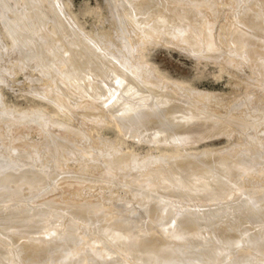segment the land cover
Here are the masks:
<instances>
[{"label": "rangeland", "instance_id": "rangeland-1", "mask_svg": "<svg viewBox=\"0 0 264 264\" xmlns=\"http://www.w3.org/2000/svg\"><path fill=\"white\" fill-rule=\"evenodd\" d=\"M205 1L206 0L200 2V5L198 7V9L201 8V9H199V14L198 15H199V18H200V20H199L200 23L203 24V26H202V24H200V26H202V28H203L201 30V34L203 35L202 36L203 38H201V35L198 36L199 37V38H197L198 40H195L196 42L193 41L194 43H192V40L186 35V30L185 29H187L189 27L188 24L187 23H184L185 21H182L180 18H176V19L174 18L173 19L174 16L171 15L170 14V11H168L167 9L163 10V12H162V10L161 11L159 10V11L162 12V15H165V14L167 15L168 14L167 16L165 15L164 17L170 16L168 18H171L173 21L171 19H169V20H171V22H175V23H171L170 22V25H169V28L168 29H170L171 26H172L173 27L172 31H171V29H170L169 32L168 31H163L162 29L161 30H158L157 29L159 31L158 32V31H156V29L154 30L153 28H151L153 31L152 30H146L145 27L146 26L147 27H150L152 25V21H150V20H152V18L154 17V15L156 16L158 14L157 11H158V8H160L157 5H156V7H158V8L154 7L155 4H152V2H150L151 4H148V3L145 4L144 3V7H146V5L148 7V8L146 7L147 9H149V7H150L151 9H149V10L151 12L154 9L157 10V11L154 10V12H152V13H155V11H156L157 14L155 13L153 16L151 15V19L150 18L149 19L147 18V17H149L148 14L149 13L151 14V12H148L146 10L147 13H148L147 14L146 11H144L145 8L143 9V6L141 4L142 8H140V9H143V10L142 11L140 9L137 10V11H139V14H138L139 17H137V18L135 16H137V13L138 12L135 15V14H130L127 9H121L120 11H115V12L112 10L113 11L112 13L113 14H116L115 15L116 18L119 17V19H120V15L119 14L121 13V20L122 21H118L119 19L113 18V20H117V21H114L113 22L114 24L111 22L113 20H110L111 17L109 18L110 15L111 16H114V15L111 13V9L108 7V4L104 0H57V1H55L53 3V4H55L56 2H59L58 4H60V5H57V4L56 5L59 8L62 6L61 7V11L58 10L59 11V12L57 11L58 14L57 13H55V14L56 15H59L60 12H62L63 15L66 18L65 20L66 21L69 20V21H67V23L69 22V25H67V24H65L66 23L65 20L62 21V18H64L63 16L61 18L62 23L60 22V18L59 17H61V14L59 16H57L59 18V19L57 18L59 22L55 19L56 17L55 18L53 17V19L56 20L55 22L65 25L63 27H64V30H66L67 33H69V34L72 33L70 36H68L69 38L70 37H73L72 35L75 32H76L75 34L77 35L78 32L80 33V30H81V33L83 32L82 36L84 34L87 35L86 38H85V40H88L87 38H89V37L91 38V39L90 38L89 39L91 41L93 40V42H95V43H96V41L94 39L97 40V43L96 44L99 46V48H102L103 50H105V51H103L101 49L100 52L101 51L102 52H105V54H107V55H108V53H111V55H112V53L115 52L113 54V57H116L117 56L116 59L117 58L120 59V60L117 59L119 62H123V63L124 62L125 63L127 62L128 65H127V63H126V65L127 66L130 65L129 66L130 68L133 66V70H132L133 72H135V71L138 72L140 70V74L142 76L141 75L139 76V72H138V74H136V72H135L133 78H135L136 75H137V77H141V79L142 80H145V81H141V79L138 80V81L137 80H135V81L129 80L128 82L130 83L131 86L128 83H126V85L128 84L129 88L131 87L130 89H131L132 92H134L136 90L135 92L138 91L137 92V95H138L139 91L141 92V89H143V87H147V88H144L143 89L146 92L148 90V86L151 84L152 86L154 85L157 88V91L154 92V89L152 91L150 89L155 88V87H150L149 86L150 87V89H149L150 92H153V93H150V92L149 93L150 94H154L155 95V96L153 95L154 97H157V95H159L158 90L160 91V93H163V92H161L162 91L161 89H163V88H166L167 89V90L166 89H163V91L165 92V90H166L167 93L165 92L164 95L161 94L159 96L162 97V95L165 96L167 94L166 96H169L170 97V95H171V97H172V94H173V98L175 97V99H171V97L170 98L169 97L167 98L166 96H165L166 97L165 99H164V97H162L163 99L160 98V100L161 99H162V101L163 100L164 101L167 100L170 103H168L167 101H165V102L163 101L164 103H161L162 101H160L161 104H159V102L156 103L157 105L160 106V108L157 107L156 104H154V106H156V108L159 110V111H156L155 110L156 108L154 107V110H155V112H154L152 110L150 111V106L151 105L153 106V104L149 105V107H148V103L149 102L146 104L147 100L150 99V98H152V95H148L146 93H143L144 91L142 90V92L138 96L134 92L135 97L137 99L136 100L135 97H134V99L137 101L136 102V105L137 106L135 105L137 108L136 107H131L130 108V107H128V105L126 103V100H123V99H126V97L125 98H122V94H123V96L127 94L126 96H127L128 101H129V99L131 100V98H130L131 95L130 94H132V92L130 91L129 88H126L128 86L125 87V89H127V90H124L123 89V91H125V92L122 93L123 92L122 91V87L123 86H120L119 85L120 82H117V80L114 81L115 80V76H113L112 71L108 74V72L104 70L107 73L105 75L106 76V79L109 78L108 75H110V76L112 75L113 78H114V80H113V78L111 79V77H110L109 82H110V80H111V82L109 84L107 82L108 79L106 81L104 75H102L103 73L105 74V72L100 73L101 74L100 77L103 76L104 78L102 77V79L105 80V82H103V80L101 78H99L98 74H97V76H98L97 77L96 74L93 73L94 74V77L95 78H98V81H95L93 79L94 78L93 75H92V79L91 78L90 79L93 80V82H95V85H96L97 82H101L103 84V86H104V87L102 86L103 87L102 88L103 92H104V90L108 92V93L105 92L104 95L105 94L109 95L111 93H114V89L113 88L116 87L117 85H115V84L118 83V85L121 87V91L118 88L119 86L116 87V90H119L122 94L120 92L115 91L116 93H120V95H119L120 97L118 98L117 97L118 95H116V93H114V95H112V96H115L116 95V97L118 98L117 99L118 101H121L122 100V101H124V103H126V104H123V102H121L122 106L121 105L120 106L122 107V109H126V108H124L126 105L129 108V112H130V109H132V108H133V110H134V108L137 109V110L131 111L128 114V116H127L128 108L126 109L127 111L125 110L126 112L125 111L123 112V114L126 113V115L124 114V116L122 115V113L120 114V111H121V108L120 107H118L119 110H117V107L116 106H119L118 104H120V102L115 101L116 97H114V100L111 99L112 102H113V105L116 104V106L114 105L115 107L113 106L115 108L114 109V108H110V106L112 105V103L110 102V99H109L111 97V95H110V97L106 95L107 99H109V100H106V98L104 99L102 97V94H101V97L102 98H99L100 97V94L97 97V95H98L97 93L96 94L93 93V94L96 95V97H95V95H91V93H88L89 96L91 95L90 98L89 97H86V98H83V99L81 98L80 100L78 99L76 101L75 100H72L69 103V105H67L68 107L66 109H64V110L61 111V114L56 113V111H55L56 105L54 103H52V100L50 101V99L48 97H45L44 94H43L44 92L46 93L47 89H49L50 86L51 87L53 86V85H51V84H53V83H51L52 81L50 82V84H48L49 81H47V80H49L51 78L49 76L43 74L42 72L40 73L39 69L37 70L36 65L33 62H31V61H24L22 59V57H21L22 55L20 54V51L23 50V53H24L25 48L23 49L22 46L16 44V39L15 38L14 39L10 38V37H12V33L10 32V29H6V26H7L6 25V22H3L5 18H9V20L7 19L6 21L8 22V27L7 28L10 27V25H9V22L11 20L10 18H12L13 17V14H14V13L12 14L11 12L12 11L15 12L14 9L17 8V5L19 7H21V5L23 4V0H9V1H7V2H10V4L7 3L9 6H6L7 4L0 6L1 7L0 8V157L5 156V159H6L9 156V158L14 163L20 165V167L21 166H23L22 168H24V167L26 168L27 167L31 171H32L31 167H33V169H35V170H33V172H35V171L36 172H42V174H43V179H41L43 181V183L41 182V180L38 181L39 185H38V183H36V186L33 185L35 187V189L32 187L34 190L29 191L31 189V187H30L29 190H26L28 188L27 183H23V185L25 184L24 187L23 186L22 187H17L15 185L12 187L13 189H14V187H16V189L13 190V192L14 193L16 192V194H18L17 191H18L19 188L24 189V191H21V190L18 191L19 193L20 192L21 193L23 192L22 194L20 193V194H18V195L15 196V198L17 199V197L18 198L21 197V196L24 197L23 195H25V198H23L22 201H24V199H25L26 203H24L25 201L24 202H21L23 205L20 204V201H21L20 199H22V197L20 199H17V200H20V201H16L15 200L16 204H19V205L22 206V207L19 206L20 208H18L16 205H10L11 203L15 204L13 202L14 200H10V198L11 199L14 198V194L11 195L12 192H10L11 193L10 194L7 191V194L9 193L10 196H11L10 198L7 196L8 199H7V197H5L7 200H5L4 196L2 195V194H4L6 196V192L5 191L8 190V189L11 190L10 187L13 185V183L10 184L11 186L8 187V189L6 188L4 191H2L0 193V196H3V197H0V199H2V200L4 199L5 202H8V200H10L7 203V206L9 208H7V206H5L6 209H10L11 206H12L11 209H13L14 208L13 206H16L17 209L15 208L13 210H17L18 211L19 209L21 210V208L27 206L26 210L28 209V213H29V211H31L33 213V211L38 210L39 207L37 209L35 207H37L39 205L40 206L39 209H41V212H43V213H45L46 212V209H47V212L48 211L51 212L50 215H52V213H53V217L55 216V214H59V217L57 216V218L60 221L59 224H62L63 225L64 221H65L66 224H68L69 223V219H70L68 216H67L68 219H65V220L63 219V218H65V215L68 214V209L66 210V208H67L66 205L68 206L71 203V207L72 208L74 207L73 204L74 205H77L76 208H78V206L80 205L79 206V209H82L83 208L82 211L88 213L89 207L92 208L94 206V208H95L96 203H101L100 205L99 204H97V205H99L98 206L99 208H101V206H103L104 211L102 210V212L101 211L100 212L102 214L104 213L103 215H105V217L108 216L107 219L110 217L112 221L113 220L115 221V219H120L119 218L120 217L119 215H122V216L125 217L126 215L128 216L127 213H130L128 218L131 220V219H133L131 216L135 217L133 215L134 213L131 214V212H126V211L136 212L135 208L137 209V211L138 210H142V211L144 210V209H142V207L144 208V205H142V204H145V203L147 204V202H148V201L147 202H144L147 199H145V197L143 196V194H145V193L143 191H141L142 188H143V186H144V184L146 186L149 183L147 186H150L151 187V186H153V184H155L154 186H156V184L158 185L159 183L164 182L163 181L164 179L168 180L167 177L165 178L163 176H160L159 173L162 172V171H159L158 169L161 167L160 169H165L164 171H166V168L168 166H170L171 164L172 165L170 167L172 168L173 167V161H170V160L172 159V156L176 152L177 153L174 155V157L177 154L178 155L181 154V152H182L181 156L182 155H185V156L188 155L189 156L191 154L193 156L195 155V157H193L192 155L189 156V157L190 158L192 157V158L196 159V156H197V159L195 160V162H196V161H198L200 159V157H201L200 160L202 161V158H203L202 157L203 156L202 154H206L207 153L206 155H208V152H210V151H212V153H216L217 154L219 152V150H220L223 153L226 152L225 154H228V152L230 151V150H228V148H231L232 146L234 147V145H236L234 147L235 149H233V147H232L231 148L232 151H230V152H233L235 154V151L237 149V146H238V148L240 147L239 149H241V150L246 146L247 149L246 150L243 149L245 151V154H243V151L239 150L240 151L239 152L240 154L239 153H236L235 154V157L237 156V158H238L240 156L239 157L240 159L238 158L239 160H241V161L243 160L242 162H244V161L247 162V158L245 159V157H247L248 155L250 156V154H251V153L249 154V151L248 150H250L251 152L254 151V154H255V149H258L259 148L258 146L260 145L259 144V142H260L262 144V145H260V151L261 150L262 151L260 152L259 149H258V153H257L258 155H254L253 152H252V154L254 155V156L252 155V157L259 158V152H260L261 153L260 154L261 155L260 158L264 159V151H263L264 150V146H263V144H264L263 143L264 142V113H263L264 112V109H263V107H264V89H263V86H264L263 85L264 84L263 83L264 82V78H262L263 77L262 76V72H260L264 68L263 67L264 61L262 60V59H264V56H263L264 55L263 54L264 53V47L262 46V48H261L260 46L259 47L258 46H255L254 43L252 44V42H249L250 44L249 43H245L244 44L245 46L241 45L242 47L241 46L238 47V45L235 44L236 43L235 41L229 42V41L232 40L230 38V34H231V37L234 39V37H233L234 36V33L233 32H235V29H236L235 28L236 15L241 10H244L243 8H245L246 5L249 4L248 2H251V1L250 0L249 1H247V0H241L242 2H241L240 5H242L243 7L242 6L239 7L240 0H237L236 1V2L239 1V3H237L238 6H236L237 4L235 5V3H234L235 1L234 0H232L233 2H231V0H213L214 3H212V0L207 1V3ZM2 2H0V4H2ZM51 2H52V0H51ZM51 2H48L47 3L49 7L53 5ZM208 2H210V3L208 4ZM4 3H5V1H4ZM45 3H46V1H45ZM201 3H202V5H201ZM229 3L232 4V6L235 5L234 7H231L232 8L231 9L232 13H231V11H229L230 9H228V7L231 6V5L229 6ZM150 5H152V6H150ZM2 6L3 7L5 6V7L2 8ZM141 6H139V7H141ZM202 6H203V9H202ZM206 6H207V8H206ZM210 6L213 7V8H211V11L212 12L209 11L210 10ZM7 7H9V8H7ZM215 7H216V9H214ZM10 8L12 9L11 12H10ZM234 8H236L238 10H236ZM213 9H214V11H213ZM123 11H124V14H123ZM143 11L145 12L144 13V17H143ZM233 11H235V12H233ZM236 11L238 13H236ZM215 12L218 15H216ZM109 13H110V15H109ZM15 14H16V12H15ZM15 14H14V16H15ZM145 14H147L146 15L147 17L145 16ZM117 15H118V17H117ZM127 15H128L129 18L126 17ZM131 15H135V16H131ZM231 15L234 17L233 19H232V16ZM131 17H132V19H130ZM133 17L135 18V22H138V21L139 22L138 23L133 22L134 23L133 24L132 21H131V20L134 21ZM145 17L147 18V20H149V24H148V21L147 22L146 21L143 22V20H146ZM214 17H215V19H214ZM136 19H138V21ZM216 19L219 20V23H218V21ZM50 20H51V18H50ZM50 20H47L44 24H42L40 26V30H39L40 31L39 32V35L40 36H43L44 33L48 32L50 30V28H51V26L53 24L52 20L51 21ZM178 20H179L180 23L178 22ZM201 20H202V22H201ZM71 21H72L73 24L71 23ZM140 21H142L143 24H145V22H146V24H148V25L145 24V25L142 26V22H140ZM216 21H217V23H216ZM119 22H121V23H119ZM140 23H141V25H140ZM229 23H232V25L229 24ZM70 24H72L71 26H73L74 29L76 27L75 30H77V31H74L73 30L70 33V31L73 29L72 27H69V29L67 28V26H70ZM115 24H117V25H115ZM218 24H221V26L218 25ZM120 25H121V27H120ZM127 25H129V26H127ZM222 25H223V27H222ZM230 25H231V27H230ZM177 26H179V27L177 28ZM186 26H187V28H186ZM233 26H234V28H233ZM135 27H136V29L137 28H139V29L136 30ZM65 28H67V29H65ZM70 28H72V29L70 30ZM229 28H231V29L229 30ZM232 28H233V32H232ZM130 30H131V32H130ZM105 32H106V34H105ZM60 33H61V30H60ZM130 33H133L134 35L133 34H130ZM170 33L172 35H169ZM69 34H66V35H69ZM116 34H118V35L116 36ZM137 34H138V36H137ZM158 34H160V36ZM9 35H10V37H9ZM88 35H89V37H88ZM113 35H115V36H113ZM61 36H62V33H61ZM77 36L81 39V36L80 35H77ZM77 36L74 35L73 38L75 39V37H77ZM62 37L64 38V35ZM204 37L209 41V43L206 42V44H207L206 46H208V47H204L205 46L204 45V43H205V41H204L205 38ZM65 38H64V40L66 41L67 40V37H65ZM120 38H122V39H120ZM124 38L126 39L125 42H124ZM82 39L84 40V38H82ZM119 39H120V42H119ZM100 40H102V41L100 42ZM111 40L113 41V43H112ZM142 40H143V42L144 41L145 42L147 41V42L146 43L145 42L143 43ZM202 40L204 41L203 43H201ZM198 41L203 45V47L200 46V43H199V47L200 48L198 47V43H197ZM109 42H110V44H109ZM140 43H142V44H140ZM103 44H105V45H103ZM112 44L115 45V48H118V49L115 50V48H114V46ZM122 44H125V45L128 44V46L126 47V46H123ZM192 44L194 46H192ZM248 44L251 45L252 47L249 46ZM234 45L236 47H234ZM246 45H248L249 47H247ZM18 47H20L21 50ZM201 47H202V49H201ZM240 47L242 49L245 48V47H247L249 49L252 48L254 50L252 51V49L249 50V49L245 48V50L243 49L244 52L242 51L243 52L242 53L241 52L242 49ZM195 48H196V50H195ZM226 48L228 49V51H227ZM119 49H120V51H119ZM231 49H236V51L233 50V52H236V53H233ZM255 49L256 50L257 49H260V50H257V52L260 53V55H258L257 52H256L257 56H259V57L255 56L256 54L253 53V52H255ZM261 49L263 50V52H262ZM202 50H204V51L206 50L207 52L206 51L204 52ZM237 50H239L240 52H238ZM259 51H261V52H259ZM125 52L127 54H129V55L125 54ZM245 52H247V53H245ZM118 53H119V56H118ZM240 53H242V55ZM252 53L255 54V55H252ZM243 54H244L245 58L247 59V61H245L246 59H244ZM235 55H236V57H235ZM239 56L240 57L243 56L242 58L244 60L242 58H240ZM120 57L122 58V60H121ZM257 58H258V60H257ZM241 59H242V61L244 63L241 61ZM254 59H256V61H257L256 64H255L256 61ZM239 60H240V62H239ZM260 60L262 61V65L260 64L261 63ZM259 61H260V63H258ZM100 62L101 61L99 60L97 62V64L98 63L101 64ZM249 62H253V63H249ZM239 63H241V64H239ZM245 64H247V65H245ZM252 64L253 65H256V67L253 66ZM260 65H261V67H263L262 69L259 67ZM138 66H139V68H137ZM229 66H230V68H229ZM140 67L142 69H140ZM135 68L136 69H139V70L137 71ZM142 70H143V72H142ZM39 74H43L42 75L43 77L41 78L40 77L41 75H39ZM143 74H145V75H143ZM47 77H49V79ZM147 78H148V80H147ZM152 78L157 83H155L152 80ZM100 79L102 81H100ZM112 80H113V82H112ZM139 81H141L140 84H139ZM148 81H149V84H147ZM114 82H116V83H114ZM131 82H133L134 85H132L133 83L131 84ZM101 83H100V85H98L99 83H97V85L98 86H101L102 85ZM135 84L137 86H136V88L134 90L132 87L135 86ZM113 85H115V86H113ZM138 85H140V87ZM112 86H113V88H112ZM141 86H142V88H141ZM137 87H139L140 90H138L139 88L137 89ZM175 88H176V90H175ZM168 89H170V90H168ZM171 90H173V91H171ZM111 91H113V92H111ZM126 91L127 92L129 91L128 92L129 94L126 93ZM190 91L191 92L193 91V93L191 94ZM100 92H102V91H100ZM156 92H157V95L155 94ZM134 94H132V95L134 96ZM145 94L148 95V96L146 97ZM174 94H175V96H174ZM92 96L94 98H96L97 100L104 99L105 100L104 103L106 101H109L108 102V105L110 103H111V105L108 107L107 104H106L107 102L104 104V103H102L100 101L95 100L94 98H92ZM139 96H141V97H139ZM179 97L181 98V102L182 103H185V105L184 104L181 105L182 103L179 102V105L182 106V107H184V108H181L178 105V102L175 101L177 99H178V101H180ZM235 97H237V98H235ZM143 98H144V100H143ZM158 98H157V101L159 100ZM138 99H140V100H138ZM168 99H170V100H168ZM153 100H156V99L154 98ZM228 100H230V101H228ZM238 100L239 101L242 100L240 102H241V104L243 103L242 105L240 104V106H241L240 108L235 107L236 104H238ZM148 101L152 102L151 100H148ZM115 102H117L118 104L115 103ZM133 102H134L133 104H135V101H133ZM154 102H156V101H153L152 103H154ZM172 102L174 104H171ZM100 103H102V104H100ZM131 103H132V101H131ZM166 103H168V104H166ZM175 103H177L176 104L177 107H175V109L176 110L178 109L177 110L178 113L177 114L176 113H172V114L171 113L170 114L167 113L168 114V117H166V119L165 118L163 119V117L167 116V114L164 113V112L169 109L168 108L169 104H170V107H171V105L176 106ZM234 103H236L235 106H234ZM128 104H129V102H128ZM138 104L140 106H143L144 108L147 107L146 109L149 108L148 109L149 110V113L150 112H154V115H155V113L156 114L160 113L159 116L162 117V114H166L162 118H160L159 116L156 117V115L155 116L152 115V117L154 116L153 117L154 120L156 119L155 120V123L158 122L157 121V120H159L158 118H160L161 120H164L163 123L162 122L161 123L158 122V123H156L158 125H155L154 126L153 124H155V123H153L154 121H153V118L150 115L151 113L149 114L148 111H146V109H145V111H146L145 114L148 117L149 116L151 117V118L149 117L151 119L150 120L147 116H145L144 110H143L144 108L139 107ZM162 104H164V106H167L166 107L167 109H165V107L163 108L162 107L163 106ZM130 106H132V104ZM174 106H172V107L174 108ZM190 106L192 108H194V109L196 108L195 109L196 111L194 109H191ZM232 106H234V107H232ZM229 107H232L233 109L235 108L234 109L235 111L233 109L229 108ZM139 108H140V110H139ZM173 108H172V110H173ZM179 108H181L182 111L179 110ZM228 108L231 110V112L229 114L227 113V112L230 111ZM112 109L116 110L117 113H119V114H117L116 112H114ZM151 109H153V108H151ZM183 109H186V110L189 109L190 111L192 110L191 113L188 110V112L186 111L185 114H187V113L189 114L190 113L189 115H191V114H193V115L188 116V114H187L185 116H188L189 117V123L191 122L190 124L192 126H193V121L196 122V126H195V123H194V126H195L196 129L198 127L197 132L200 131L199 134L200 133L201 134H200V136H197L198 133H196L195 132L196 129H194V132H195L194 133L195 134L194 136L195 137L194 136H191V137H189L190 140H188L189 139L188 138L185 143H182L183 146L181 145L182 146V149H180V151H181L180 152L179 149H178V151L175 150L176 149V146L175 145L170 146V144H172V143H170L169 141H166V140H156L155 139V135H156V133L158 134V132H159V134H160V132H161L158 129L159 126L162 127L161 128L162 129V133L161 134H165L164 132H167V130H168V132H167V134H168L171 131V127L173 128L171 132H174L175 131L174 130V127H177V126L174 125L175 123H173V126L172 125H169L168 121L171 119V117H170L171 115L174 116V117H172V119L173 118L175 119V117H179V119H180L181 116H180L179 112H182L183 113L184 112ZM162 110H164V111H162ZM176 110H173V112H175ZM200 110H202V111H200ZM251 110L254 113H252ZM111 111H113L114 114ZM139 111H141L143 114L141 112H139ZM205 111H206V113H205ZM208 111H209V113H208ZM115 113L117 114L118 117L116 116ZM204 113L208 116V118L205 116ZM207 113L210 114V115H208ZM224 113L228 114V116L229 115L231 116V114L240 113V117L242 116L241 117L242 119L238 118V120H241V121H244L245 120L244 121V124L242 122V126H241V122L238 121V123H240L239 126H238L239 128H238L237 127L238 124H236L237 122L234 123L236 126H234L233 123L231 122L230 127L226 128V129H220L221 131L219 130L216 133L213 132V133H210L209 134L207 132H203L202 131L201 128L205 125V123H209V122L216 121V119H212L215 115H216L215 117L219 119L220 123H224V121H223L222 118H224V116H226L224 118V120H225L228 117L227 115H224ZM109 114L111 115L110 117H109ZM112 114H113V116L114 115L116 116L115 117L116 119L122 117L121 120L123 119V124H122V121L120 122V120H119L120 123L118 122L119 123L118 124L117 123L118 119H117V121H115L116 122L115 123L114 122L115 118H113ZM195 114H198V115H196V116H198V118L199 117L201 118V115L202 116L204 115L205 118H206V120L207 119H209V120L211 119L212 121H209V120L208 121H204V120L203 121H198V122H201V123L204 122V124L202 123L201 126H200V123H198L196 121V120H198V118H196V116L194 117ZM219 114H221L223 116L221 117V115H220L219 116L220 118L217 117ZM246 114H248V115H246ZM140 115L142 117H138ZM237 115L239 116V114H235L236 117H238ZM250 115H252V116L250 117ZM125 116H126L127 119L124 118ZM144 116H145V119H146V117L148 119L142 121L143 122L142 123L140 120L141 119L143 120ZM232 116H234V115H232ZM248 116H249V118H248ZM254 116H256V117H254ZM29 117H30V120H28ZM169 117H170V119H169ZM31 118H33V119H31ZM194 118H195V120H194ZM200 118H199V120L204 119V118H201V119ZM137 119H138V123L136 121ZM190 119H192L193 121L192 120L190 121ZM218 119H217V121H218ZM228 119H229V117L227 118V120ZM147 120H150V121H147ZM165 120H168V121H165ZM176 120H178V118ZM176 120H175V122H176ZM130 121H131L132 124L129 125V122ZM251 121L254 122V124ZM124 122L125 123L128 122V124H125ZM133 122H134V125H133ZM135 122L138 124V127L139 128L136 127L137 125H136ZM139 122H141L140 124L145 125V127L143 126L144 127L143 129L146 128V123H147V127L148 128H151V127H149L148 122L149 123L152 122L153 124L150 123V125H152V131L153 132H150L151 130L150 131H147V130H149L148 128H146L145 131H142L143 130L142 127L140 129V126H142V125H140ZM170 123L172 124V122H170ZM250 123H252L253 125L250 124ZM176 124L178 125V123H176ZM250 125L252 126V129H253L252 132H253V134L251 133V131H248L249 129L251 130ZM154 128H157V130L156 129L155 130L158 131V132H156L155 130H153ZM167 128H169L170 130L167 129ZM138 129H140V133L138 132L139 131ZM246 129H248V130H246ZM141 131L143 132L142 133L143 135L141 134ZM146 131L149 132V135L151 133H152V135L151 136H146ZM136 133H138V134L136 135ZM154 133H155V135H154ZM47 134H48V137H47ZM50 135H52V137ZM252 135H254V136H252ZM45 136L48 138L47 140H46ZM49 136L51 138L50 139L51 140V143H50V140H49ZM138 136H140V137H138ZM153 136H154V138H153ZM144 137H145V139H144ZM146 137H147V139L148 138L149 139L147 140ZM150 137H152V138H150ZM255 137L257 139H255ZM56 138L57 139L60 138V140L58 139V141L60 143L57 140L56 141L54 140ZM65 138H66V140H65ZM251 138H253L254 140L251 139ZM150 139H152V140H150ZM53 140L55 141V144L56 145L53 143ZM250 140H251V142H250ZM67 141H68V145H67ZM167 142H168V144H167ZM159 143H162L163 146H162V144H160V146H159ZM164 143L167 146L169 145L172 148L175 147V149H174L175 151H172L173 149L171 150V148H168ZM63 144H65V145H63ZM249 144H250V147H248ZM52 145H54L56 147L54 148V146L52 147ZM57 145H59V147H58L59 150L56 149L57 148ZM251 145H253V146H257L258 145L257 146L258 148L257 147L256 148L253 147L255 149H252ZM61 146H64V147L61 148ZM51 147L54 150H56V151H54ZM165 147H166V150H165ZM261 147H263V148H261ZM248 148H251L252 150L251 149H248ZM224 149H227V151L224 150ZM214 150L216 152H213ZM50 151L52 153H54L53 156H51L52 153ZM167 151H168L169 154L167 153ZM247 151H248V153H247ZM16 152L17 153L19 152V154L17 155ZM21 152H24V154H25L24 157L22 156V153ZM56 152L58 153V155H57ZM233 153H230V154H233ZM246 153H247V155H246ZM165 154H167V155H165ZM241 154H242V156H241ZM118 155H120V156L121 155H124V157L126 156V161H127L126 162V165H124V163H122V166L116 165V164L114 165V162H112V160L115 157H117ZM198 155H202V156H199L198 157ZM120 156H118L117 158H120ZM164 156H167L169 160L167 159V157H164ZM249 156H248V158L252 161L253 158H251ZM179 157H180V155H179ZM189 157L186 156L185 158L187 159ZM163 158L165 160H163ZM242 158H244L245 160L242 159ZM3 159L4 158H0V160H3ZM254 159L252 161V162H255V163H253V166L250 163L251 161L249 162V160H248L249 165L246 164V163L245 164L248 166L247 167V172H248V168L249 167L250 168L252 167V169L254 168L255 171L252 170V169H249L250 172L246 173L244 171L243 173H241V175L242 174L245 175V173H246L247 176L246 175H245V177H244V175H242L243 177L240 176L239 177V182L241 184L240 183H238V185L237 184H234L235 189H233L234 186L232 188L233 190H236V188L240 185V189L239 190L237 189L236 190L237 192L235 191L236 194L237 195L239 194L241 196V193H238V191H240L241 189H242L241 190L242 192H244V191L246 192L247 191L246 193H244V195H246V197L244 196V198H246L247 200L249 198L250 199V202L252 201V203H255L256 200L258 198H260L259 197L260 196L259 195L260 192L257 191V190H260V188L264 187V181H263L264 180L263 179L264 178L263 177L264 176V169H263L264 168V165L262 163V161L264 162V160H262V159L261 160H257V159L254 160ZM200 160L198 162H201ZM3 161H6V160H3ZM169 161L171 162V164L169 163ZM241 161H239V162H241ZM259 161L261 162L260 164L257 163ZM2 162H0V163H2ZM145 163H146V165H145ZM159 163H161V164L158 165ZM256 163L258 164V166H257ZM163 164H165V166ZM254 164H256V167H254ZM241 165H242V167H245L246 166V165L243 166L244 163L241 164ZM130 166H132V167H130ZM158 166H159V168H158ZM152 167L153 168L155 167V171H159V172L157 173L155 171H149L148 169L153 170ZM261 167H263L262 168L263 170L261 169ZM171 168L169 170H171ZM257 168L260 169L263 173L261 171H259ZM256 171L259 173L258 175L256 174ZM249 173H250V175H249ZM163 174H164V176H166L165 175V172ZM251 174H252V176H251ZM254 175H256V176H254ZM135 176H137V177L140 176V178L142 180H144V181L142 182L141 179H140L141 180L140 181L139 178H137V177L135 178ZM253 176L256 179L253 178ZM133 177L135 179H138V181L135 180L136 181L135 182ZM243 178L244 179L246 178L247 179V182L244 181ZM248 178H250L249 179L250 181L248 180ZM240 179L243 180L245 183L244 182L242 183ZM166 180H165V182H166ZM169 180H170V178H169ZM254 180L258 181L259 184L256 182L257 185H255L254 184V182H255ZM260 181H262L263 184ZM137 182H141V183H138L137 184ZM168 182L170 183L171 181H168ZM168 182H166V183H168ZM249 182L250 183L253 182V184H250ZM40 183H42V184H40ZM139 184L142 185V187H140ZM40 185H41V187H39L37 189V187L40 186ZM241 185H244V186L247 185L248 187L246 186V188H245V187H243ZM258 185L260 186V188H258L259 187ZM30 186H32V185H30ZM250 186L252 187V189L254 191L251 189ZM253 186H256V187L253 188ZM150 187H147V189L150 188ZM255 189H256V192H255ZM35 190H40V191H35ZM249 190H251L252 194L253 193H254V195L255 194H258L259 196L258 195L257 196L252 195V198L253 199L250 198L251 197L250 196L251 195V192H248ZM33 191H34V193H33ZM232 191H231V193L229 195L232 196V198L234 200H238V198H240V196L238 195L239 197L237 198V195H235V192H233L234 193L233 194ZM260 191L262 192V190H260ZM31 192H32V195L34 194V196L31 195ZM138 192L139 193L141 192V195H139ZM29 194H30V197L32 196V200H29L31 198L29 196H26V195H29ZM175 194H177V193H175ZM175 194H173L174 196L173 195L171 196L173 198L178 196L177 197L178 199L177 198L176 199L175 198L174 199L172 198V201L175 204H177V201L179 202L180 200H182V201H180V202H182V205H184V207H185V204H186V207H188V208L189 207L191 208V206L193 205L192 203H194L195 206H196V204H199L196 209L198 210L199 209L198 207L200 206V208H201L200 210L201 211L204 210L203 212H205L207 206L210 203H214L215 201H216V203H214L212 205V207H211V205H209L208 206V209H209V207L211 209L214 208V206L216 207L217 206L216 205L217 204V199L220 200L219 198H216L215 201H214V200H212L213 198L212 199L210 198L212 201H214V202H211L210 199H209V197L203 196V197H200V198H203V199L205 198L203 200V204H202L201 203L202 202L201 200L195 202L194 201L195 198L192 199L190 197L191 200H193V201H189L190 202L189 203L187 201V200H190L188 196H187L188 197V199H187V197L185 195H184L185 196L184 197L183 195L177 194V196H176ZM231 194H233V195H231ZM234 195L236 196V198H235ZM247 195H248V198H247ZM262 195H263V197H262ZM262 195H261V198L264 199V194L262 193ZM242 196H243V193H242ZM229 197H228V199H229V202H230L231 201L230 199H232V198H229ZM26 198H28V200L30 202H27V199ZM142 198H144L145 200L144 199L142 200ZM146 198H147V196H146ZM183 198H185V200ZM200 198H197V200H199ZM206 198L209 200V204L206 202L208 205L205 203V201H208V200H206ZM241 199H243V198H241ZM2 200H0V201L2 202ZM141 200L143 201L142 204H141ZM221 200L222 201H225L223 198ZM47 201H48V203H49V201L51 202V204H49V205L53 206V208L57 206V208H55L56 209L55 210L56 212H59V209H58L59 207L60 208L62 207V211H63V207H64L65 208L64 209V212L67 211L66 212L67 214H65L64 212H61L60 211L62 213L61 216L62 217L64 216L63 218L62 217L60 218V213H54V210L52 208H50V209H52L53 211L52 210H48V208L50 206H48ZM184 201H187V202H184ZM5 202H3V203L6 204ZM52 202L54 203V205H53ZM122 202H124V205H123V207L121 206V211H119L121 214H119L118 210H120V207L118 209V206H120L121 204H123ZM44 203H46V205ZM67 203H69V204H67ZM127 203H128V205H127ZM179 203L177 204V206L178 205L179 206L181 205ZM188 203L191 206H187ZM0 204H2V203H0ZM41 204L44 205V206H42ZM85 204H86V206L89 205L88 206V209H87L86 206H84ZM90 204H92V205H90ZM138 204L139 205L141 204L140 205V208L141 209L139 207L138 208L136 207ZM205 204H206V206H204ZM218 204H219V202H218ZM35 205H37V206H35ZM97 205H96V208L95 209H97ZM125 205H127V206H125ZM31 206H35V207H32L34 209H31ZM45 206H48V208L45 207ZM69 206H68V208H70ZM124 206H125V208H124ZM0 207H2V208H0V209H2V211L5 208L3 204L0 205ZM106 208H108V209H106ZM122 208L126 209V211H123L124 209L122 210ZM193 208L195 209V207H193ZM73 209H75V207ZM95 209L92 210V211H95ZM109 209H110V211H109ZM129 209H131V210H129ZM196 209H195V211H196ZM107 210L109 212H111V213L108 212L109 214H107L105 212ZM4 211H3V214H4ZM38 211H40V210H38ZM92 211H90V212H92ZM114 211H116V213L118 212L119 215L116 214ZM122 211L124 212V214H122ZM142 211H140V212L138 211L137 212L138 215H140V214L143 215L144 212H142ZM191 211H194V210H191ZM8 212H10V210ZM31 212H30L29 215L32 216V213ZM47 212H46V215L44 214L45 216H43V213H40V212L37 213V215L40 214L39 216H43V218L45 217L46 221L44 223H43V220H45V219H42L41 217L38 219L39 216L36 217L37 215L36 216L35 215L33 216V217H35V219H38L37 222H39V220L42 219L39 222L40 223L39 224L40 225V228H37L36 227V226H39V225H38L37 222H36L37 224L35 223V221L33 220V217L31 218V216L29 217V215L27 214L28 217L30 218V220L34 221V223L36 224L35 227L40 231V233H43V230L45 232V230H46L45 225H47V222H48V227H50L49 226L50 223L51 224L53 223V221H50V220H52L53 217L50 216V215L47 216V214H49ZM125 212H126V214H125ZM200 212L198 210V212L196 211L195 213H200ZM113 213H114V215H113ZM137 213H135V215H137ZM202 213H200V214H202ZM112 215H113V217H112ZM114 216H115V218H114ZM197 216L198 215H196V217H194V216L193 217L198 220ZM46 217L47 218L48 217L49 218L52 217V218H50V220H48ZM202 217H203V214H202ZM261 217H263L262 216V212L256 214V216L252 215L250 217L252 219L255 218V220H251L250 219V221L249 220L248 221H244L243 222L244 224H242V225H241V223H239V225H241V226L238 225V227H239V233H240V230L242 229L240 227H242L244 225L243 228L245 229L247 227V225H248V227L245 230L243 229V231H247V232L249 231L248 232V235H246V233H247L246 232L245 233V236H243L242 238L244 239L243 240V244L244 243L247 244V242H248V244H247L248 247L247 248L249 250L255 247V244H253V243L254 242L257 243L256 242V239H258V238L256 236H259V240L262 241V243H264L263 242L264 239L262 238L263 237L262 234L264 233V230H261V229H264V227L261 228L262 226H260L261 224H264L263 223L264 221H262V223H260V224L256 223V222H258V220L260 222H261V220H263V218H261ZM57 218L56 219L54 218L53 220L55 222L56 221L59 222ZM128 218L123 219V217H122V219L125 220V222L124 221L121 222V221L118 220L119 221V224L122 225L123 222L126 223V221L128 220ZM260 218H261V220H260ZM122 219H120V220H122ZM134 219L138 222V218H134ZM61 220H63L62 223H61ZM67 220H68V223H67ZM133 220L131 221L132 223L136 222L135 220L134 221ZM204 220L203 221L200 220L202 223H200V221H197V222L194 223L195 226H198L197 224H200V225L201 224L202 225L204 224L203 227L201 226L203 228V231H204V228L206 226L205 225L206 220L205 221ZM23 221H25V220H23ZM251 221H254V223L253 222L251 223ZM57 222H56V224H54V226L52 224V227L51 228L55 227L58 224ZM116 222H117V220L115 221V223ZM131 222H128V223L133 228L134 227L133 225H136V223H134L133 225H131ZM203 222H205V223H203ZM247 222H250L251 224H248ZM21 223L20 222L18 223V224H20L19 225L20 227H16L18 225L16 224V222L14 223L15 224L14 227L19 228V230L20 229H22V230L25 229L24 233H22L24 235L20 234L22 232V230H21L20 233H17L18 235L26 236L25 235L26 233H27V235H31V234L38 235L37 233H34V232H36L37 229L35 230L33 228L31 230V232H30L31 234H30L28 232V231H30L29 229H27L28 231H26V227H25L24 222L22 224ZM65 223H64V225L66 226ZM245 223H247V225ZM255 223H256V225H252V224H255ZM41 224L42 225L45 224L43 226L44 229H42V231H41V228H42L41 227L42 226ZM9 225L11 226L10 223H9ZM58 225H57V227H58ZM123 225H125V224H123ZM10 226H9V228H10ZM79 226H81V227H79V228L77 227V230L79 229L78 232L81 234V236L84 234L85 230H88V231L86 232L87 236L85 234L82 237H78L80 235H79V233L76 232L75 234L76 235L78 234V236L75 237V234H74V239L77 238V247H80V244H82V240H81L80 244H79V240L80 239H83V242H84V241H86V237H88L89 235L90 236L93 235L94 238H90V236H89L88 238L90 240L87 239L88 240V241H86L87 244H89L88 242L90 241V243L91 242H94V245L96 247L97 246L99 247L100 246V245H98L99 242H97V244L95 243L96 241H98V239L95 236H97V235L99 236V234L97 233L96 235H94L96 232L94 230L90 229V224H89V226L87 225V227L85 225H83V224L82 225H79ZM252 226H255V228L252 227ZM257 226L259 228H257ZM21 227H23V228H21ZM60 227H61V229L63 228V226H60L59 225L58 228L60 229ZM127 227L128 228H126V226L124 227L125 230L126 229H130V230H126V232L127 231L128 232H131V229L132 228H130L129 225ZM201 227L198 226V230L196 228V230L199 232V235L200 236H202V234H203V231H202V228ZM51 228H50V230H51ZM207 228L208 227H206L205 229L207 230ZM13 229H15V228H13ZM89 229L92 230V234H89L88 235ZM135 229H138V228L134 227V231L131 232L132 234L133 233L136 234L135 233ZM254 229L256 231L258 229L259 230L256 233V231ZM50 230H49V232H50ZM138 230H137V233L138 234H139V232L141 233V229L139 231ZM253 230L255 231V238H254V236H252L254 240L252 241V244H251L249 242V239L251 238V237L249 238V236H251V235H249V234L251 232H253ZM17 231H18V229H17ZM46 231H48V230H46ZM200 231H202V234H200ZM237 231H238V229H237ZM243 231H241V233ZM128 232H127V234H129L131 236V233H128ZM206 232L207 231H204V234ZM258 232L260 234H258ZM239 233L238 232L236 233L237 236H238ZM143 234L144 233H142L140 235L142 238H143V236H142ZM36 235H33V236H36ZM40 235L42 236L43 234H40ZM242 235L239 234V237H241ZM134 236H136V235H134ZM134 236L132 235L131 237H134ZM145 236L146 235H144V239H146ZM148 237H147L146 240H148ZM202 237H204V236H202ZM207 237H208V235H206V237H204V240H206ZM78 238H80V239H78ZM98 238H99V241H100L101 240L100 236ZM94 239H97V240L95 241ZM92 240H94V241H92ZM115 240L116 239L112 237V241H114L117 244L118 243V240H116V241ZM241 241H239L238 243L241 244L242 243ZM260 241H258V243ZM86 242H85V244H86ZM102 242L100 243L101 244L100 247L101 248H102V246L104 247V248H102V250L105 251L106 249H108V250H106V253L104 252L105 254H101V253H103V251L100 253L101 248H95L96 250L94 249L95 251H93V248L95 247L93 245V243H91V246H94V247H90V248L92 249L93 254L97 251V249H100V251L99 250L97 251L99 253L96 252V254H98V255L100 254L102 256L103 255L104 256L107 255L105 257H109L108 255H110V253L112 251H109L110 249L108 247H105V245H103L104 242H103V244H102ZM114 242H112V244H115ZM205 242H207V244L209 246H210L209 243H212L211 245H214V243L212 241H210V240H206ZM119 243H120V240H119ZM83 244H82L81 247H83V249L85 251L83 249L82 250H79L80 248H78L79 252L77 251V254H76V255H78L77 256V260L78 261L76 259H74L73 260L74 262L71 261V263H69V264H73L76 261L77 262H80L79 261V257L80 258L83 257V254H82V256H79V255H81V253L84 251L83 253H84V256H85V255H87L86 251L88 250V252H89L91 250L89 248L88 249H85V247L87 245L85 246ZM89 245H88V247H89ZM208 245H207V247H208ZM238 245H237V243H235V246L236 247ZM252 245H253V247H252ZM3 246H5V244H3ZM118 246L121 247L122 245L119 244ZM118 246H116V248H119ZM232 246H234V244ZM232 246H231L232 249H235L236 248V247L234 248ZM238 247H241V249H243V248H245V245L243 247V245L241 244V246H238ZM220 248H219L220 249V252L222 251L223 254H222V252L221 253L219 252L220 255H222V256L220 257V255H219L220 260L219 259L217 260L218 261L217 264L218 263L220 264L221 260L225 257V256L223 257V255H225V253H226V259H229V257H231V256H229L230 255L229 253L232 254V253H235L236 251H240L241 252V253L240 252H236L238 254H241L240 256H237L238 254L235 255V256L238 257L239 260H240V257L242 259L243 258L242 256L247 255L245 253L246 250L243 253V251L240 250V248H237L238 250L237 249L236 250H232V249L229 248V246L227 247L229 250H226L227 248H225V246H224V249H223V246H221ZM247 248H245V249H247ZM263 248H264V246H263ZM3 249H4V252L6 254H8L9 253V250L11 248H10V246H8V247L5 246ZM223 250H225V251H223ZM92 251H91V254H92ZM107 251H109V254L107 253ZM229 251H233V252H229ZM73 252H75V250L69 252V253H71L70 255H69V253L67 254V256L68 255L70 256L69 257L70 259L73 258V255H72ZM227 252H229L228 253L229 255L227 254ZM247 252H248V250H247ZM125 253H126L127 257L125 255H124V257L130 259V257H129L130 253H128V252H125ZM89 254H90V252H89ZM89 254L87 256L90 257ZM263 255L264 254H263V251H262V255L261 256H263ZM235 256L233 255L232 257H235ZM92 257H94V256H92ZM232 257H231V259H229L230 262H232L231 264H233V261L236 263V261H238V259H236V257H235L232 260ZM263 257H261V258H263ZM131 258H132V256H131ZM84 259H86V258L83 257V259H80L81 260V263H83L82 261H84ZM132 259H130V260L133 263V261H135V260L134 259L132 260ZM57 260H55V262ZM229 260H227V262H225V261L222 260V263L223 262L228 263ZM59 261H61V260H58L57 261V264L58 263L59 264H63L62 262L60 263ZM182 261H184V262H182V264L183 263L184 264H188V263L192 264V262H190V261H188V260H186L184 258H183ZM185 261H188V263H186ZM55 262H53V264H56ZM230 262L228 264H230ZM238 262H240V261H238ZM136 263H134V264H136ZM15 264H17V263H15ZM139 264H141V263H139ZM253 264H255V262H253Z\"/></svg>", "mask_w": 264, "mask_h": 264}, {"label": "bare ground", "instance_id": "bare-ground-1", "mask_svg": "<svg viewBox=\"0 0 264 264\" xmlns=\"http://www.w3.org/2000/svg\"><path fill=\"white\" fill-rule=\"evenodd\" d=\"M3 0H0V2H2ZM4 1H5V3H4ZM3 2H2V4H0V6L1 5H5V4H7V3H9L10 4V2H7V1H9V0H4ZM45 1H46V3H45ZM55 1H57V0H52V2H51V0H23V4L21 5V7H19L18 5H17V8L16 9H14L15 10V12H16V14H15V12L14 11H12L11 12V8H10V12L13 14H15V16H14V14H13V17L12 18H10L11 20H10V22H9V25H10V27L9 28H7L8 27V22L6 21L7 19L9 20V18H5L4 19V21L3 22H6V29H10V32L12 33V37H10V35H9V37L10 38H12V39H16V44H18V45H20V46H22L23 47V49L25 48V50H24V53H23V50L22 51H20L21 50V48L20 47H18L20 50V54L22 55L21 57H22V59L24 60V61H31V62H33L35 65H36V68H37V70L39 69V71H40V73L42 72L43 74H45V75H47V76H49L51 79H49V77H47L49 80H47V81H49L48 82V84H50V82L51 83H53V84H51V85H53L52 87L50 86V88L49 89H47V91H46V93L44 92L43 94H44V96L45 97H48L49 99H50V101L52 100V103H54L55 105H56V109H55V111H56V113H58V114H61V111L62 110H64V109H66L68 106L67 105H69V103L72 101V100H80L81 98L83 99V98H86V97H89L90 98V96L91 95H95L96 93L98 94L97 95V97L99 96V94H100V97L99 98H106V100H109L110 99V102L112 103V105H111V103L108 105V102L109 101H106L105 103L107 104V106L109 107L110 105L112 106H110V108H114L115 106H116V104H114L113 105V102H112V100H114V97H116V95H118L117 97L119 98L120 96V91H121V87L120 86H123L122 87V91H123V89L124 90H127V89H125V87L126 86H128V84L130 85V83L128 82L129 80H131V81H135V80H140L141 79V77H137V75H136V77L135 78H133L134 77V74H135V72H133L132 70H133V66L130 68L129 66H127L128 65V63H127V65H126V63L124 62H119L118 60H120V59H116V57H113V54L115 53H112V55H111V53H108V55L107 54H105V52H100V50L102 49V48H99V46L96 44L97 43V40L96 39H94L95 41H96V43L95 42H93V40L91 41L90 39V37H89V35H88V37L90 38H87L88 40H85V38H86V36L87 35H83L82 36V34H83V32L81 33V30H80V33L78 32V34L77 35H80L81 36V39L74 33L72 36L74 37V35L75 36H77V37H75V39L73 38V37H68V36H70L72 33V31L74 30V31H77V30H75L76 29V27H75V29H74V27L73 26H71L73 23H72V21H71V23L72 24H70V26H67V28L69 29V27H72V28H70V33L71 34H69V33H67L66 32V30H64V27L63 26H65V25H63V24H60V23H57V22H55L56 20L58 21V19L60 18V22L62 23V21L63 20H65L66 18H65V16L63 15V13L62 12H60V14H61V17H57V16H59V15H56L55 13H57V11L58 10H60L61 11V7L59 8L57 5H60V4H58L59 2H56L55 4H53ZM104 1H106V3L108 4V7L111 9V13L114 11H120L121 9H127L128 10V12L130 13V14H135L136 15V13H137V16H135V15H131V16H135L136 18L137 17H139V11H137V10H139L140 8H142V6H143V9H144V11H148V12H151L149 9H151L150 7H149V9H147L148 7H147V5H146V7H144V3L145 4H151L150 2H152V4H155V6L154 7H156V5L157 6H159L160 8H158V7H156V8H158V11L156 10V9H154V10H156L157 12H158V14L156 13V11H155V13L157 14L156 16L154 15L155 13H152V12H154V10H152V12H151V14L149 15L148 13H147V11H146V13L148 14V16L149 17H147L146 15L147 14H145V16L149 19H151V15L153 16L154 15V17L152 18V20H150V21H152V25L150 26V27H145V29L146 30H152L151 28H153L154 30L156 29V31H158V30H163V31H170V29H171V31H172V29H173V27L171 26V28L170 29H168L169 28V25H170V22H171V18H168V17H170V16H168V17H164L165 15H162V12H163V10H165V9H167L168 11H170V14L171 15H173L174 17H173V19L175 18H180L182 21H185L184 23H187L188 24V28H187V26H186V28L187 29H185L186 30V35L192 40V43H194L193 41H195V40H198L197 38H199L198 36H200L201 35V38H203L202 36V34H201V30L203 29L202 28V26H203V24L202 23H200V18H199V9H201V8H199L198 9V7H199V5H200V2H202V1H204V0H104ZM207 1H209V0H206L205 2L207 3ZM235 2V5L237 4V3H239V1L238 2H236L237 0H234ZM247 1H249V0H247ZM251 2H248L249 4L248 5H246V7L245 8H243L244 10H241L239 13L236 11V13H238L237 15H236V22H235V32H233V28H234V26H233V28H232V32L234 33V39L231 37V34H230V38L232 39L231 41H229V42H232V41H235L236 43L235 44H237L238 45V47L239 46H241V45H243V46H245L244 44L245 43H249V42H252V44L254 43V45L255 46H260L261 48H262V46L264 47V0H250ZM48 2H51L52 4V6H48ZM231 2H233L232 0H231ZM230 2V3H231ZM241 0H240V3H239V7L240 6H242V5H240L241 4ZM4 3V4H3ZM210 2H208V4H209ZM212 3H214L213 2V0H212ZM229 3V6L230 7H228V9H230L229 11H231V7H234L235 5H233L232 6V4H230ZM244 3V2H243ZM57 4V5H56ZM141 4H142V6H141ZM201 5H202V3H201ZM245 5V4H244ZM6 6H9L8 4L6 5ZM12 6V5H11ZM59 8H57V7ZM139 6H141V7H139ZM150 6H152V5H150ZM205 6V5H204ZM236 6H238V4L236 5ZM5 7V6H4ZM3 6H2V8H4ZM243 7V6H242ZM1 8V7H0ZM7 8H9V7H7ZM14 8V7H13ZM206 8H207V6H206ZM211 8H213V7H211L210 6V10L209 11H211ZM6 9V8H5ZM143 9H140L141 11L143 10ZM202 9H203V6H202ZM214 9H216V7L214 8ZM214 9H213V11H214ZM234 9H236V8H234ZM233 9V10H234ZM242 9V8H241ZM113 10V11H112ZM162 10V12H160V11ZM236 10H238V9H236ZM108 11V10H107ZM140 11V12H141ZM143 11V17H144V12ZM216 11V10H215ZM59 12V11H58ZM109 12V11H108ZM160 12V13H159ZM202 12V11H201ZM212 12V11H211ZM217 12V11H216ZM216 12H215V14H216ZM233 12H235V11H233ZM142 13V12H141ZM140 13V14H141ZM166 13V12H165ZM169 13V12H168ZM231 13H232V11H231ZM230 13V14H231ZM58 14V13H57ZM113 14V13H112ZM118 14V13H117ZM123 14H124V11H123ZM128 14V13H127ZM213 14V13H212ZM229 14V15H230ZM56 15V16H55ZM109 15H110V13H109ZM114 16H109V18H110V20H113V18H115V19H119V17H118V15H117V17L118 18H116V14H113ZM120 15V19L118 20V21H122L121 20V13L119 14ZM142 15V14H141ZM168 15V14H167ZM166 15V16H167ZM202 15V14H201ZM216 15H218V14H216ZM215 15V16H216ZM62 16L64 17V18H62ZM123 16V15H122ZM232 16V15H231ZM53 17L56 19H53ZM127 18H129L128 17V15L126 16ZM145 17V18H146ZM203 17V16H202ZM201 17V18H202ZM50 18H51V20H52V22H53V24H52V26H51V28H50V30L48 31V32H46V33H44V35L43 36H40L39 35V30H40V26L42 25V24H44L47 20H50ZM58 18V19H57ZM61 18H62V21H61ZM147 18H146V20H143V22L144 21H148V24H149V20H147ZM234 17L232 16V19H233ZM71 19V18H70ZM130 19H132V17L130 18ZM133 19H134V21L133 20H131L132 21V23L133 22H135V18L133 17ZM140 19V18H139ZM169 19H171V20H169ZM214 19H215V17H214ZM50 20V21H51ZM137 21H138V19H136ZM217 20V19H216ZM67 21H69V20H67ZM67 21L65 20V24H67V25H69V22L67 23ZM114 21H117V20H113V21H111L112 23L114 22ZM173 21V20H172ZM175 21V20H174ZM181 21V22H182ZM218 21V23H219V20H217ZM217 21H216V23H217ZM234 21V20H233ZM59 22V21H58ZM139 22V21H138ZM138 22H135V23H138ZM140 22H142V21H140ZM143 22H142V26L143 25H145L146 24V22H145V24H143ZM178 22H179V20H178ZM201 22H202V20H201ZM119 23H121V22H119ZM171 23H175V22H171ZM180 23V22H179ZM234 23V22H233ZM114 24V23H113ZM134 24V23H133ZM148 24H146V25H148ZM200 24H202V26H200ZM229 24H231L232 25V23H229ZM115 25H117V24H115ZM114 25V26H115ZM140 25H141V23H140ZM172 25V24H171ZM185 25V24H184ZM218 25H220L221 26V24H218ZM231 25H230V27H231ZM127 26H129V25H127ZM119 27V26H118ZM120 27H121V25H120ZM179 26H177V28H178ZM222 27H223V25H222ZM229 27V26H228ZM67 28H65V29H67ZM111 28V27H110ZM132 28V27H131ZM133 29V28H132ZM135 29H136V27H135ZM137 29H139V28H137ZM136 29V30H137ZM158 29V30H157ZM176 29V28H175ZM174 29V30H175ZM184 29V28H183ZM231 28H229V30H230ZM60 30H61V33H62V36L64 35V38L65 37H67V40L65 41L64 40V38L61 36V33H60ZM79 30V29H78ZM145 30V31H146ZM179 30V29H178ZM182 30V29H181ZM8 31V30H7ZM124 31V30H123ZM153 31V30H152ZM151 31V32H152ZM204 31V30H203ZM202 31V32H203ZM9 32V31H8ZM9 32V33H10ZM130 32H131V30H130ZM159 32V31H158ZM183 32V31H182ZM231 32V31H230ZM8 33V34H9ZM10 33V34H11ZM138 33V32H137ZM148 33V32H147ZM161 33V32H160ZM163 33V32H162ZM166 33V32H165ZM172 33V32H171ZM169 34V35H172V34ZM228 33V32H227ZM66 34H69V35H66ZM105 34H106V32H105ZM130 34H133V33H130ZM136 34V33H135ZM152 34V33H151ZM183 34V33H182ZM118 34H116V36H117ZM121 35V34H120ZM127 35V34H126ZM134 35V34H133ZM145 35V34H144ZM157 35V34H156ZM159 36H160V34H158ZM168 35V34H167ZM205 35V34H204ZM101 36V35H100ZM104 36V35H103ZM113 36H115V35H113ZM137 36H138V34H137ZM158 36V37H159ZM162 36V35H161ZM206 36V35H205ZM98 37V36H97ZM129 37V36H128ZM134 37V36H133ZM132 37V38H133ZM141 37V36H140ZM155 37V36H154ZM82 38H84V40L82 39ZM100 38V37H99ZM116 38V37H115ZM147 38V37H146ZM151 38V37H150ZM205 38V37H204ZM66 39V38H65ZM110 39V38H109ZM117 39V38H116ZM115 39V40H116ZM120 39H122V38H120ZM120 39H119V42H120ZM140 39V38H139ZM64 40V41H63ZM125 38H124V42H125ZM146 40V39H145ZM149 40V39H148ZM204 40V39H203ZM202 40V42L201 43H203L204 41H205V43H204V47H208V46H206L207 44H206V42H208L209 43V41L205 38V40L203 41ZM102 40H100V42H101ZM112 41V40H111ZM105 42V41H104ZM123 42V43H124ZM142 42H143V40H142ZM145 42V41H144ZM143 42V43H144ZM147 42V41H146ZM145 42V43H146ZM196 42V41H195ZM108 43V42H107ZM112 43H113V41H112ZM127 43V42H126ZM134 43V42H133ZM132 43V44H133ZM136 43V42H135ZM138 43V42H137ZM198 43V47H199V41L197 42ZM200 43V46H202L203 47V45ZM100 44V43H99ZM109 44H110V42H109ZM108 44V45H109ZM140 44H142V43H140ZM229 44V43H228ZM250 44V43H249ZM248 44V45H249ZM103 45H105V44H103ZM113 45V44H112ZM123 46H128V44L127 45H125V44H122ZM121 45V46H122ZM197 45V44H196ZM209 45V44H208ZM246 45L247 47H249V46H251V45ZM114 46V48H115V45H113ZM118 46V45H117ZM120 46V47H121ZM192 46H194L193 44H192ZM112 47V46H111ZM202 47H201V49H202ZM234 47H236L235 45H234ZM233 47V48H234ZM242 47V46H241ZM240 47V48H241ZM247 47H245V48H247ZM252 47V46H251ZM106 48V47H105ZM113 48V47H112ZM113 48V49H114ZM197 48V47H196ZM196 48H195V50H196ZM200 48V47H199ZM239 48V49H240ZM245 48H243L244 50H245ZM257 48V47H256ZM118 48H115V50H117ZM227 49V48H226ZM238 49V48H237ZM242 49V48H241ZM241 50V52L243 51L244 52V50ZM247 49H249V48H247ZM252 48H250L249 50H251ZM103 50V49H102ZM122 50V49H121ZM127 50V49H126ZM198 50V49H197ZM209 50V49H208ZM232 50V52H233V50L234 51H236V49H231ZM254 49H252V51H253ZM257 50H260V49H257ZM257 50L255 49V52H253V53H255L256 54V52H257ZM262 50V49H261ZM103 51H105V50H103ZM119 51H120V49H119ZM201 51V50H200ZM202 51H204V50H202ZM206 51V50H205ZM204 51V52H205ZM227 51H228V49H227ZM238 52H240L239 50H237ZM248 51V50H247ZM207 52V51H206ZM242 52V53H243ZM259 52H261V51H259ZM262 52H263V50H262ZM23 53V54H22ZM129 53V52H128ZM230 53V52H229ZM233 53H236V52H233ZM232 53V54H233ZM242 53H240L241 55H242ZM245 53H247V52H245ZM244 53V54H245ZM252 53V55H255V54H253ZM125 54H127L126 52H125ZM244 54H243V56H244ZM257 54L258 55H260V53H258L257 52ZM257 54L255 55V56H257ZM264 54V53H263ZM111 55V56H110ZM122 55V54H121ZM127 55H129V54H127ZM237 55V54H236ZM236 55H235V57H236ZM247 55V54H246ZM118 56H119V53H118ZM131 56V55H130ZM231 56V55H230ZM229 56V57H230ZM234 56V55H233ZM242 56V57H243ZM250 56V55H249ZM254 56V57H255ZM264 56V55H263ZM122 57V56H121ZM120 57V58H121ZM240 57V56H239ZM242 57H240V58H242ZM257 57H259V56H257ZM123 58V57H122ZM122 58H121V60H122ZM239 58V59H240ZM262 58V57H261ZM260 58V59H261ZM229 59V58H228ZM243 59V58H242ZM242 59H241V61H242ZM244 59H246L245 58V56H244ZM243 59V60H244ZM101 61L100 63L101 64H97V62L98 61ZM124 60V59H123ZM252 60V59H251ZM250 60V61H251ZM255 61H256V59H254ZM257 60H258V58H257ZM263 61H264V59H262ZM245 61H247V59L245 60ZM261 61V60H260ZM260 61L258 62V63H260ZM239 62H240V60H239ZM243 62V61H242ZM103 63V64H102ZM227 63V62H226ZM244 63V62H243ZM247 63V62H246ZM249 63H253V62H249ZM257 63V61L255 62V64ZM239 64H241V63H239ZM261 65H262V61H261V63H260ZM245 65H247V64H245ZM253 65V64H252ZM258 65V64H257ZM261 65L259 66L261 69L264 67V65H263V67H261ZM137 66V65H136ZM234 66V65H233ZM232 66V67H233ZM253 66H255L256 67V65H253ZM258 67V68H259ZM106 68V69H105ZM137 68H139V66L137 67ZM229 68H230V66H229ZM108 69V70H107ZM136 69V68H135ZM140 69H142L141 67H140ZM260 69V70H261ZM107 71L108 72V74L112 71V74H113V76H115V80H114V78H113V76L111 75H108L109 76V78H107L108 79V81H107V79H106V72L105 71ZM137 71L139 70V69H136ZM253 70V69H252ZM251 70V71H252ZM255 70V69H254ZM263 70H264V68H263ZM260 71V72H262V78H264V71ZM145 71V70H144ZM236 71V70H235ZM102 72H105V74L103 73L102 75H104V77H105V79H106V81L108 82V84L111 82V80H110V82H109V79H110V77H111V79L113 78V80L114 81H116L117 80V82H120L119 83V85H118V83L117 84H115V85H117L116 87H118L119 88V90H116V87H114L113 88V86H115V85H113L112 86V88L114 89V93H116L115 91H117V92H120V93H116V95L115 96H112V95H114V93H111V92H113V91H111L110 93L111 94H109V95H107V94H105L104 95V93L106 92V93H108L107 91H105L104 90V92H103V90H102V88L104 87L103 86V84L101 83V82H97V83H99L98 85H100V83L102 84L101 86H98L97 85V83H96V85H95V82H93V80H91L92 79V75H93V77H94V74H96V76H97V74H98V76H99V78H101L102 79V77H100V73H102ZM139 72V76L141 75L140 74V70L138 71ZM138 72H136V74H138ZM142 72H143V70H142ZM141 72V73H142ZM39 73V72H38ZM94 73V74H93ZM255 73V72H254ZM43 74H39V75H41L40 77L42 78L43 76ZM235 74V73H234ZM256 74V73H255ZM258 74V73H257ZM143 75H145V74H143ZM97 76V77H98ZM142 76V75H141ZM257 76V75H256ZM103 77V78H104ZM46 78V77H45ZM91 78V79H90ZM117 78V79H116ZM251 78V77H250ZM39 79V78H38ZM95 81H98V78H93ZM100 79V81H102ZM113 80H112V82H113ZM147 80H148V78H147ZM152 80L155 82V80L152 78ZM243 80V79H242ZM141 81H145V80H142L141 79ZM141 81H139V84H140V82ZM103 82H105V80H103ZM147 82V81H146ZM152 82V81H151ZM159 82V81H158ZM114 83H116V82H114ZM126 83H128L127 85H126ZM133 82H131V84H132ZM136 83V82H135ZM155 83H157V82H155ZM260 83V82H259ZM264 83V82H263ZM138 84V83H137ZM146 84V83H145ZM144 84V85H145ZM147 84H149V81H148V83ZM112 85V84H111ZM132 85H134V83L132 84ZM143 85V86H144ZM160 85V84H159ZM246 85V84H245ZM262 85V84H261ZM264 85V84H263ZM262 85V86H263ZM103 86V87H102ZM131 86V85H130ZM136 84H135V86H133L132 88L135 90V88H136ZM139 87H140V85H138ZM150 87H155L154 85L152 86L151 84L149 85ZM148 86V90L150 89V87ZM163 86V85H162ZM174 86V85H173ZM106 87V86H105ZM139 87H137V89L139 88ZM175 87V86H174ZM126 88H129V86L128 87H126ZM131 88V87H130ZM129 88V89H130ZM141 88H142V86H141ZM144 88H147V87H143V89ZM156 88V87H155ZM155 88H152V89H150L151 91L154 89V92L155 91H157V88L155 89ZM128 89V90H129ZM143 89H141V92H142V90ZM160 89V88H159ZM163 89H166V88H163ZM163 89H161L162 91L161 92H163V93H160V91L158 90V92H159V95H161V94H165V92H166V90H165V92L163 91ZM263 89H264V86H263ZM262 89V90H263ZM112 90V89H111ZM133 90V91H134ZM138 90H140V88L138 89ZM147 90V89H146ZM147 90V91H148ZM150 90L147 92H145V90H143L144 92L143 93H146V94H148V95H152V98L154 99H156V100H153L152 98H150V99H148V100H151L152 102L153 101H156V102H154V103H152V102H150V101H148L147 99V102H146V104L148 103V107H149V105H151V104H153V106L151 105L150 106V111L152 110V111H154L155 112V110L156 111H159L157 108H156V106L157 107H159L160 108V106L159 105H157L156 103H158L159 102V104H161V103H164L165 101H167V100H163L162 101V97H164V99L167 97H169V96H163L162 95V97L161 96H159V95H157V92L155 93L156 95H157V97H154L155 95L154 94H150V93H153V92H150ZM168 90H170V89H168ZM175 90H176V88H175ZM188 90V89H187ZM100 91H102V92H100ZM130 91H131V89H130ZM136 91V90H135ZM134 91V92H135ZM171 91H173V90H171ZM125 91H123L122 93H124ZM129 92V91H128ZM127 91H126V93H128ZM132 92V91H131ZM134 92H132V94H134ZM138 92V91H137ZM137 92H135L136 93V95H137ZM140 91H139V93H138V95L141 93ZM150 92V93H149ZM178 92V91H177ZM191 92V91H190ZM88 93H91V95L89 96V94ZM93 93H95V94H93ZM121 93V94H122ZM167 93V92H166ZM193 93V91L191 92V94ZM101 94H102V97H101ZM129 94V93H128ZM132 94H130L131 95V100L129 99V101H128V99H127V94L126 95H124L123 96V94H122V98H125L126 97V99H123V100H126V103H127V105H128V107H136L137 105H136V97H135V94H134V96L132 95ZM145 94V95H146ZM171 94V93H170ZM169 94V95H170ZM182 94V93H181ZM106 95L107 96H109L110 97V95H111V97L109 98V99H107V97H106ZM129 95V96H130ZM137 95V96H138ZM142 95V94H141ZM148 95H146V97L148 96ZM154 95V96H153ZM105 96V97H104ZM144 96V95H143ZM174 96H175V94H174ZM233 96V95H232ZM231 96V97H232ZM95 97H96V95H95ZM116 97V99H115V101H118L117 98ZM134 97H135V99H134ZM139 97H141V96H139ZM145 97V96H144ZM150 97V96H149ZM159 97V98H158ZM170 97H171V95H170ZM169 97V98H170ZM182 97V96H181ZM92 98H94L93 96H92ZM91 98V99H92ZM98 98V99H99ZM129 98V97H128ZM134 100H133V99ZM157 98L159 99L158 101H157ZM160 98H162L161 100H160ZM183 98V97H182ZM235 98H237V97H235ZM95 100H97L96 98H94ZM93 99V100H94ZM104 99H101V100H97V101H100V102H102V103H104ZM112 99V100H111ZM171 99H175V97L173 98V94H172V97H171ZM179 99H180V101H178V99L177 100H175V101H177L178 102V105H179V102H181V98L179 97ZM103 100V101H102ZM138 100H140V99H138ZM143 100H144V98H143ZM168 100H170V99H168ZM236 100V99H235ZM129 102V104H128V102ZM131 101H132V103H131ZM133 101H135V104H133L134 102ZM142 101V100H141ZM160 101H162L161 103H160ZM173 101V100H172ZM174 101V102H175ZM228 101H230V100H228ZM237 101V100H236ZM240 101H242V100H240ZM239 100H238V104H236V103H234V106H235V104H236V106L235 107H238V108H240L241 106H240V104H241V102H240ZM118 102H120V104H118L117 102H115V103H117L119 106H116L117 107V110H119L118 109V107H120L121 108V111H120V114L122 113V115L124 116V114L126 115V113H124L123 114V112L128 108L127 107V105L124 107V108H126V109H122V104H121V102H123V104H126V103H124V101H118ZM144 102V103H145ZM168 102V101H167ZM186 102V101H185ZM235 102V101H234ZM98 103V102H97ZM102 103H100V104H102ZM104 103V104H105ZM142 103V102H141ZM140 103V104H141ZM168 103H170V102H168ZM168 103H166V104H168ZM182 103V102H181ZM72 104V103H71ZM132 104V106H130ZM143 104V103H142ZM145 104V105H146ZM154 104H156V106H154ZM171 104H174L173 102L171 103ZM177 103H175V105H176ZM185 105V103H182L181 105ZM243 104V103H242ZM241 104V105H242ZM248 104V103H247ZM95 105V104H94ZM121 105V106H120ZM136 105V106H135ZM163 106V108L165 107V109H167L166 107L167 106H164V104H162ZM238 105V106H237ZM114 106V107H113ZM124 106V105H123ZM138 106L139 107H142V108H144L143 106H140L139 104H138ZM172 106H174V105H171V107H170V104H169V106H168V110L167 111H165L164 113H168V114H172V113H178V109L176 110L175 109V107H177V105L176 106H174V108L172 107ZM180 106V105H179ZM188 106V105H187ZM186 106V107H187ZM192 106V105H191ZM190 106V107H191ZM234 106H232V107H234ZM106 107V106H105ZM107 107V108H108ZM154 107L156 108L155 110H154ZM161 107V108H162ZM181 108H184V107H182V106H180ZM232 107H229V108H231V109H233ZM251 107V106H250ZM106 108V109H107ZM137 108V107H136ZM141 108V109H142ZM147 108V107H146ZM146 108H144L143 110H144V114H145V112L146 111H148V113H149V108L148 109H146ZM151 108H153V109H151ZM172 108H173V110H176L175 112H173V110H172ZM181 108H179V110H181L182 111V109ZM188 108V107H187ZM228 108V109H229ZM237 108V109H238ZM252 108V107H251ZM255 108V107H254ZM257 108V107H256ZM115 109V108H114ZM114 109H112L114 112H116L117 113V111L116 110H114ZM145 109H146V111H145ZM164 109V110H165ZM190 109V108H189ZM189 109H183V113L182 112H179V114H180V116L182 117H180V119H179V117H175V119L173 118L172 119V117H174V116H170L171 117V119H170V117H169V119L171 120H169L170 122H172V124L168 121V120H165V121H168V123H169V125H172L173 126V123H175L174 125L175 126H177V127H174V132H171L172 131V127H171V133L169 132L168 134H167V132H168V130H167V132H164L165 134H161L162 133V127L161 126H159V130L161 131L160 132V134H159V132L158 131H156L157 130V128H154L153 130H155L156 132H158V134L156 133V135H155V133H154V135H155V139L156 140H166V141H169L170 143H172V144H170V146H173V145H175L176 146V149H175V147L174 148H172V147H170L169 145L167 146L165 143V145L168 147V148H171V150L172 151H175V150H177L178 151V149H179V151H180V149H182V146H183V144L182 143H185L186 141H187V139L189 138V137H191V136H194L195 134V132L196 133H198V135L197 136H200V134H199V132H197V129H198V127H197V129L195 128V126H196V122L195 121H193L192 119H190V121L192 120L193 121V126L189 123V117L188 116H191V115H193V114H191V115H189L190 113H191V111L189 110ZM191 109H194V108H192L191 107ZM196 109V108H195ZM194 109V110H195ZM227 109V108H226ZM235 109V108H234ZM233 109V110H234ZM236 109V110H237ZM263 109H264V107H263ZM81 110V109H80ZM134 110H137V109H135L134 108ZM133 110V108L132 109H130V112L131 111H134ZM139 110H140V108H139ZM164 110H162V111H164ZM188 110H189V114H188V116H185V115H187V114H185V112L187 111L188 112ZM199 110V109H198ZM230 110V109H229ZM246 110V109H245ZM250 110V109H249ZM254 110V109H253ZM259 110V109H258ZM84 111V110H83ZM109 111V110H108ZM113 111H111L113 114H114V112ZM127 111V110H126ZM125 111V112H126ZM171 111V112H170ZM196 111V110H195ZM200 111H202V110H200ZM204 111V110H203ZM227 111V110H226ZM235 111V110H234ZM252 111V110H251ZM257 111V110H256ZM263 111V110H262ZM261 111V112H262ZM81 112V111H80ZM79 112V113H80ZM119 112V111H118ZM129 112V108H128V113H127V116H128V114L130 113ZM139 112H141V111H139ZM154 112H150L149 114L151 115V117H152V115H154ZM231 112V110L229 111V112H227L228 114ZM233 112V111H232ZM237 112V111H236ZM247 112V111H246ZM64 113V112H63ZM115 113V114H116ZM142 113V112H141ZM140 113V114H141ZM147 113V114H148ZM153 113V114H152ZM184 115H182V114ZM200 113V112H199ZM198 113V114H199ZM205 113H206V111H205ZM204 113V114H205ZM208 113H209V111H208ZM207 113V114H208ZM249 113V112H248ZM251 113V112H250ZM252 113H254L253 111H252ZM264 113V112H263ZM113 114H112V116H113ZM117 114H119V113H117ZM117 114H116V116H117ZM143 114V113H142ZM159 114L160 113H158V114H156L155 113V115H156V117L157 116H159ZM166 114H162V117L164 116V115H166ZM168 114H167V116H165V117H163V119L165 118L166 119V117H168ZM178 114V115H179ZM198 114H195L194 115V117L196 116V115H198ZM203 114V113H202ZM212 114V113H211ZM228 114H226V113H224V115H227L228 116ZM235 114H239V116L238 117H236L235 116ZM235 114H231V116L229 115L228 117H229V121L227 120V118L224 120V118L226 117V116H224V118H222L223 119V121H224V123H220V121H219V119L218 118H216L215 116L212 118V119H216V121H213V122H209V123H205V125L201 128L202 129V131L203 132H207V133H213V132H217V131H219L220 129H226V128H228V127H230V125H231V122L233 123V125L234 126H236L234 123L235 122H237L236 124H238L237 125V127L239 126V124L240 123H238V121L239 122H241V126H242V122H243V124H244V121H241V120H238V118H240V119H242L241 117H240V113H235ZM121 115V116H122ZM134 115V114H133ZM154 115V116H155ZM208 115H210V114H208ZM221 114H219L217 117H219ZM232 115H234V116H232ZM246 115H248V114H246ZM111 115L109 114V117H110ZM115 115L113 116V118H115L116 117ZM120 116V115H119ZM145 116H147L146 114H145ZM145 116H144V118H143V120L141 119L140 121L142 122V121H144V120H146V119H148L147 117H146V119H145ZM153 116V117H154ZM204 116V115H203ZM202 115H201V118H204V119H202V120H199V118H198V116H196V118H198V120H196L197 122L198 121H208L209 119H207L206 120V118H205V116L208 118V116L205 114V116L203 117ZM223 115H221V117H222ZM252 115H250V117H251ZM118 117V116H117ZM137 117V116H136ZM135 117V118H136ZM138 117H142L141 115L140 116H138ZM150 117V118H151ZM152 117V118H153ZM155 117V118H156ZM160 118H162L161 116H159ZM188 119H187V118ZM254 117H256V116H254ZM121 118L122 117H120V118H117L118 119V121H117V119L115 118V120H114V122L115 121H117V123L119 122V120H120V122L122 121V124H123V119L121 120ZM124 118H126V116L124 117ZM131 118V117H130ZM149 118V119H150ZM160 118H158L159 120H157L158 122H162L163 123V121L164 120H161ZM178 118V120H176ZM186 118V119H185ZM192 118V117H191ZM200 118V119H201ZM220 118V117H219ZM246 118V117H245ZM248 118H249V116H248ZM31 119H33V118H31ZM112 119V118H111ZM127 119V118H126ZM125 119V120H126ZM129 119V118H128ZM140 119V118H139ZM217 119H218V121H217ZM262 119V118H261ZM28 120H30V117L28 118ZM133 120V119H132ZM135 120V119H134ZM151 120V119H150ZM150 120H147V121H150ZM156 120V119H155ZM155 120H154V118H153V123H155ZM174 122H173V121ZM175 120H176V122H175ZM194 120H195V118H194ZM221 120V119H220ZM127 121V120H126ZM137 121V123H138V119L136 120ZM146 121V122H147ZM178 121V122H177ZM209 121H212L211 119L209 120ZM248 121V120H247ZM258 121V120H257ZM119 122V123H120ZM141 122H139V124L141 123ZM158 122H156V123H158ZM252 122V121H251ZM116 123V122H115ZM118 123V124H119ZM125 123V122H124ZM136 123V122H135ZM136 123V127L137 128H139L138 127V124ZM143 123V122H142ZM150 123H152V122H150ZM150 123L148 122V124H149V127H151V128H148L147 127V123H146V128H148L149 130H147V131H150V132H153L152 131V125H150ZM152 123V124H153ZM153 124L154 126L155 125H158V124ZM176 123H178V125L176 124ZM194 123H195V126H194ZM198 123H200V126H201V124L203 123L204 124V122H198ZM253 124H254V122H252ZM252 123H250V124H252ZM117 124V125H118ZM121 124V125H122ZM125 124H128V122L127 123H125ZM124 124V125H125ZM130 124H132L131 123V121L129 122V125ZM145 124V123H144ZM252 124V125H253ZM261 124V123H260ZM120 125V126H121ZM133 125H134V122H133ZM140 125H142V126H140ZM139 126H140V129H141V127H142V129L145 127V125H143V124H140ZM160 125V124H159ZM163 125V124H162ZM168 125V126H169ZM246 125V124H245ZM119 126V125H118ZM123 126V125H122ZM144 126V127H143ZM192 126V127H191ZM169 127V128H170ZM194 127V128H193ZM250 127H251V130L249 129H246V130H248V131H251V133L253 134V132H252V126L250 125ZM145 128V129H146ZM165 128V127H164ZM169 128H167V129H169ZM239 128V127H238ZM242 128V127H241ZM128 129V128H127ZM140 129H138L137 131L140 133ZM145 129H143L142 131H145ZM194 129H196V131L194 132ZM200 129V128H199ZM245 129V128H244ZM170 130V129H169ZM136 131V132H137ZM141 131V134L143 133ZM146 131V136H151L152 135V133L149 135V132H147ZM221 131V130H220ZM250 133V134H251ZM49 134V133H48ZM48 134H47V137H48ZM138 133H136V135H137ZM145 134V133H144ZM148 134V135H147ZM249 134V135H250ZM143 135V134H142ZM141 135V136H142ZM203 135V134H202ZM51 137H52V135H50ZM50 136H49V140L51 139L50 138ZM145 136V135H144ZM196 136V137H197ZM252 136H254V135H252ZM251 136V137H252ZM46 136H45V138H46V140L48 139ZM138 137H140V136H138ZM195 137V136H194ZM258 137V136H257ZM261 137V136H260ZM263 137V136H262ZM62 138V137H61ZM150 138H152V137H150ZM153 138H154V136H153ZM193 138V137H192ZM254 138V137H253ZM253 138H251V139H253ZM59 140H60V138H58ZM58 139L56 138V139H54L55 141L57 140L58 141ZM139 139V138H138ZM144 139H145V137H144ZM146 139H147V137H146ZM149 139V138H148ZM147 139V140H148ZM154 139V140H155ZM255 139H257L256 137H255ZM53 140V143L55 144V141ZM62 140V139H61ZM65 140H66V138H65ZM150 140H152V139H150ZM149 140V141H150ZM188 140H190V138L188 139ZM254 140V139H253ZM192 141V140H191ZM256 141V140H255ZM59 142V141H58ZM63 142V141H62ZM147 142V141H146ZM250 142H251V140H250ZM263 142V141H262ZM50 143H51V140H50ZM57 143V142H56ZM60 143V142H59ZM65 143V142H64ZM149 143V142H148ZM190 143V142H189ZM188 143V144H189ZM264 143V142H263ZM58 144V143H57ZM66 144V143H65ZM65 144H63V145H65ZM160 144H162V143H159V146H160ZM167 144H168V142H167ZM187 144V143H186ZM259 144L260 145H262L260 142H259ZM56 145V144H55ZM61 145V144H60ZM67 145H68V141H67ZM158 145V144H157ZM164 145V146H165ZM182 145V146H181ZM260 145L257 147V146H253V145H251V147H252V149H255L256 147L259 149V151H260ZM54 145H52V147H53ZM162 146H163V144H162ZM236 145H234V147H235ZM248 146V145H247ZM263 146H264V144H263ZM51 147V148H52ZM56 146H54V148H55ZM59 145H57V148L56 149H58L59 150ZM62 147H64V146H61V148ZM67 147V146H66ZM65 147V148H66ZM70 147V146H69ZM72 147V146H71ZM233 147V146H232ZM231 147V148H232ZM233 147V149H235ZM246 147V146H245ZM243 148V149H247V147L246 148ZM248 147H250V144H249V146ZM253 147H255V148H253ZM164 148V147H163ZM231 148H228V150H230V151H232L231 150ZM240 148V147H239ZM238 148V146H237V149H236V151H235V154L236 153H239L240 151L239 150H241V149H239ZM261 148H263V147H261ZM53 149V148H52ZM159 149V148H158ZM175 149V150H174ZM241 150V151H243V154H245V151L244 150ZM248 149H251V148H248ZM251 149V150H252ZM258 149H255V154H254V151H252L253 152V154L254 155H258L257 153H258ZM51 150V149H50ZM54 150V149H53ZM57 150V151H58ZM67 150V149H66ZM165 150H166V147H165ZM164 150V151H165ZM223 150V149H222ZM224 150H226L227 151V149H224ZM15 151V150H14ZM22 151V150H21ZM52 151V150H51ZM50 151V152H51ZM54 151H56V150H54ZM218 151V150H217ZM229 151V152H230ZM249 151V154H250V156L249 157H251V158H255V159H257V160H261L262 158H260V152L262 151H260L259 152V158H257V157H252V152L250 151V150H248ZM248 151H247V153H248ZM257 151V152H256ZM264 151V150H263ZM25 152V151H24ZM24 152H21L22 153V156L24 157L25 156V154H24ZM53 152V151H52ZM51 152V153H52ZM181 152V151H180ZM211 152V153H210ZM210 152H208V155H206V154H202V155H198V157L199 156H202L203 158H202V161L200 160L201 159V157H200V161L201 162H198V161H196L195 162V160L197 159V156H196V159H194V158H190L189 156H191V155H186L187 157H189V158H185L186 156L185 155H182L181 156V154H182V152H181V154H179L180 155V157H179V155L177 154L175 157H174V155L177 153H174V155L172 156V159L170 160V161H173V167L171 168L170 166L172 165L171 164V162L169 161V163L171 164L170 166H168L167 168H166V171H164L165 169H160L159 168V166H158V170L159 171H162V172H160L159 174H160V176H163V177H167L168 178V180H166V179H164L163 181L165 182V180H166V182H168V181H171L170 183L168 182V183H164V182H162V183H159L158 185L156 184V186H154L155 184H153V186H147V187H150V188H148L147 189V187L145 186V184H144V186L146 187H144L143 186V188H142V190L141 191H143L145 194H143V196L145 197V199H147L146 201H144V202H147V204L145 205V204H142V200L144 199V198H142V200H141V204L142 205H144V208L142 207V209H144L143 211L142 210H138L139 212L140 211H142V212H144V214L143 215H141L140 213V215H138V211H137V209L135 208V210H136V212H132V211H126V209H124L125 208V206H127L128 205V203H127V205H125L124 206V208H122V210L123 211H126V212H131V214L132 213H134L133 215L135 216V217H133V216H131L133 219L134 218H138V222L136 221V222H134V223H136V225H133L134 223H132L131 221L133 220V219H129L128 217H129V214L130 213H127L128 214V216L126 217H124V216H122V215H119V214H121L119 211H121V206L123 207V205H124V202H122L123 204H121L120 206H118V209H119V207H120V210H118V212H119V214H118V212L116 213V211H114L116 214H118L119 216V218L120 219H122V217H123V219H125V218H128V220L126 221V223L129 225V227L130 228H132L131 226H130V224L128 223V222H131V225H133L134 227H136V228H138L139 230L141 229V233L139 232V234L137 233V230L138 229H135V233L136 234H132L131 232H133L134 231V227L131 229V232H128V233H131V236L133 235H136V236H134V237H131L129 234H127V232H126V230H130V229H126L125 230V226H126V228H128L127 226V224L126 223H124L125 222V220H120V219H115V221L117 220V222L115 223V221L113 220H111V218L109 217L108 219H107V217L108 216H106L105 217V215H103L101 212H102V210L104 211V208H103V206H101V208H99L98 206L101 204V203H96V205L97 204H99V205H97V209H95L96 208V205H95V208H94V206L91 208V207H89V209H88V206H86V204L84 205V206H86L87 207V209H88V213H86V212H84V211H82V209H79V206H78V208H76L77 207V205H74L73 204V206L75 207V209H73L72 207H71V203L69 204V203H67V204H69L68 206L70 207V208H68V206L66 205V210L68 209V214L66 213V212H64V207H63V211H62V207L60 208L59 206V212H56L55 210V208H57V206L56 207H54L53 208V206H51V205H49V204H51V202L49 201V203H48V201H47V203H48V206H50L49 208H48V206H45V207H47L48 208V210H54V213H60V218L62 217L61 216V212H64L65 214H67V215H65V218H63L64 220L65 219H68L67 218V216L70 218L69 219V223H68V220H67V223L68 224H66L65 223V221H64V223L66 224V226L64 225V223H63V225L62 224H59L60 223V221H59V219L57 218V216L59 217V214H55V216L53 217V213H52V215H50V211H48L47 212V209H46V212L47 213H49V214H47V216L48 215H50V216H52V217H50V218H52V220H50V218L48 217H46L48 220H50V221H53V226H54V224H56V222L53 220L54 218L56 219H58V221L59 222H57L60 226H63V228L61 229V227H60V229L58 228L59 227V225H58V227H57V225L55 226V227H53V228H51L52 227V224L50 225L49 224V226L50 227H48V222H47V225H45V224H41L42 226V228H41V231H42V229H44L43 228V226L45 225V228H46V230H48V231H46L45 230V232H44V230H43V233H40V231L37 229V228H40V221L42 220V219H45V217L43 218V216H45L46 215V212L45 213H43V212H41V209H39L40 208V206L38 205H35V206H37V207H35V206H31V209H34V208H32V207H35L36 209L38 208V210H40V211H38V210H36V211H33V213L31 212V211H29V213H28V209L26 210V208H27V206H25V207H23V208H21V210L19 209L18 211L17 210H13V209H17V207L18 208H20V207H22L21 205H23L21 202H24L25 201V199H24V201H22L23 200V198H25V195H23L24 197H22V199H20L21 197H17V199H20V200H17L16 198H15V196L16 195H18V194H20L18 191L19 190H21V191H24V189H21V188H17L18 189V191H17V193L18 194H16V192L14 193L13 192V190L14 189H16V187H14V189L12 188L14 185L15 186H17V187H24V185H23V183H27V185H28V188L26 189V190H29L30 189V187H31V189L29 190V191H31V190H34L35 189V187L33 186V185H35L36 186V183H38V181H40L41 179H43V174H42V172H33V170H35V169H33V167H31V169H32V171L31 170H29V168H22L23 166H21L20 167V165H18V164H16V163H14L10 158H9V156L5 159V156H2V157H0V158H4L3 160H6V161H3V160H0V162H2V163H0V193L2 192V191H4L6 188L8 189V187H10L11 185V183H13V185L10 187L11 188V190L10 189H8V190H6L5 192H6V196L4 195V194H2L3 196H4V198L5 197H11L10 196V192H12V194L11 195H13L14 194V198H10V200H14L13 202L15 203V204H13V203H11L10 205H16V206H13L14 208L13 209H11L12 208V206L10 207V209H6V207L5 206H7V203L10 201V200H8V202H5V200H7L8 199V197H7V199L5 198V200L3 199H0V200H2V202L0 201V203H2L3 205H4V210L6 211H4V214H3V211H2V209H0V264H15V263H17V264H53V262H55V260H61V261H59L60 263L62 262L63 264H69V263H71V261H73L74 259H76L77 260V256L78 255H76L77 254V251L79 252V250H82L83 249V247H81L82 246V244L83 245H87L86 247H85V249H91L90 247H94L95 245H94V242H91V243H93V245L94 246H91V243H90V241L88 242L89 244H87V242L86 241H88L87 239H89L88 237L90 236L89 234H92V230H94L96 233L94 234V235H96L97 233L99 234V236H100V238H101V240L99 241V236L97 235V236H95L97 239H98V241H96L97 239H94L96 242V244H97V242H99V244L98 245H100L101 246V242L103 241L104 242V244H103V242H102V244L103 245H105V247H108L110 250L109 251H112L111 253H110V255H108L109 257H105V256H107V255H98V254H96V252L99 250L100 251V249H97V251L93 254V251H95L96 249L95 248H101L100 246L98 247H94L93 248V251H92V249L89 251L90 252V254H89V252H88V250L86 251V253H87V255L89 254L90 255V257L89 256H87V255H85L84 256V251L81 253V255H79V256H82V254H83V257L84 258H86V259H84V261H82L83 263H81V260L80 259H83V257H79V261L80 262H75L76 264H134V263H136V264H139V263H141V264H182V262H184V261H182L183 260V258L184 259H186V260H188V261H190V262H192V264H217V260L219 259L220 260V258H219V255H220V253L222 252H220V247L221 246H223V249H224V246H225V248H227L228 246H229V248L230 249H232L231 248V246L234 244V246H232V247H236L235 246V243H237V245L239 244L238 242L239 241H241L242 243V245H243V247H244V245H245V248H247L248 247V242H247V244H243V236H245V233L247 232V231H243V226L242 227H240V228H242L241 230H240V233H239V227H238V225H239V223H241V225L242 224H244L243 222L244 221H250V219L251 220H255V218L254 219H252V218H250L252 215H254V216H256V214H258V213H261L262 212V216L263 217H261V218H263V220H261V218H260V220H261V222L258 220V222H256V223H258V224H260V223H262V221H264V199H262L261 198V195H262V193L264 194V187H262V188H260V186L258 187V188H260V190H262V192L260 191V190H257V191H259L260 193H259V195L258 194H255L254 195V193L252 194V192H251V190H249L248 192H251V197L250 198H252V195H254V196H259L260 198H258L257 200H256V202L255 203H252V201L250 202V199L248 198V195H247V198H248V200L246 199V198H244V196L246 197V195H244V193H246L245 191L244 192H242L241 190V192L240 191H238V193H241V196H242V193H243V196L241 197L239 194V196H240V198H238L239 196L236 194V190L238 189H240V185L236 188V190H233V189H235V186H234V184H237L238 185V183H240L239 182V177L240 176H242V175H244V174H242L241 175V173H243L244 171L246 172V173H248V172H250V170L249 169H252V167L250 168H248V172H247V165L246 164H248L249 165V162L251 161L249 158H248V156L247 157H245V159L247 158V162L246 161H244V162H242L241 160H239L240 158V156L237 158V156L235 157V154L233 153V152H230V153H233V154H230L229 152H228V154H225L226 152H222V151H220L219 150V152L216 154V153H212V151H210ZM213 152H216L215 150L213 151ZM222 154H221V153ZM17 153V152H16ZM26 153V152H25ZM50 153V154H51ZM57 153V152H56ZM167 153H168V151H167ZM173 153V152H172ZM179 153V152H178ZM210 153V154H209ZM242 153V152H241ZM247 153H246V155H247ZM19 154V152L17 153V155ZM24 154V155H23ZM53 154L54 153H52V155L51 156H53ZM120 154V153H119ZM169 154V153H168ZM240 154V153H239ZM56 155V154H55ZM57 155H58V153H57ZM165 155H167V154H165ZM205 155V156H204ZM245 155V156H246ZM253 155V156H254ZM20 156V155H19ZM27 156V155H26ZM114 156V155H113ZM118 156H120V155H118ZM117 156V157H118ZM123 156V157H122ZM170 156V157H171ZM185 156V157H184ZM193 156V155H192ZM241 156H242V154H241ZM117 157H115L113 160H112V162H114V165L116 164V165H120V166H122V163H124V165H126V156L124 157V155H121L120 156V158H117ZM164 157H167V156H164ZM174 157V158H173ZM193 157H195V155L193 156ZM244 157V156H243ZM154 158V157H153ZM185 158V159H184ZM56 159V158H55ZM132 159V158H131ZM155 159V158H154ZM167 159H168V157H167ZM192 159V160H191ZM238 159V160H237ZM242 159H244V158H242ZM244 159V160H245ZM253 159H252V161H253ZM254 159V160H255ZM163 160H165L164 158H163ZM169 160V159H168ZM194 160V161H193ZM248 160H249V162H248ZM256 160V161H257ZM262 160H264V159H262ZM8 161V162H7ZM239 161H241V162H239ZM250 162L251 164H252V166H253V163H255V162ZM149 163V162H148ZM244 163V165L243 166H245V167H242V165L241 164H243ZM246 163V164H245ZM257 163H261L260 161L259 162H257ZM256 163V164H257ZM262 163H263V165H264V162L262 161ZM112 164V163H111ZM128 164V163H127ZM161 163H159L158 165H160ZM256 164H254V167H256ZM145 165H146V163H145ZM164 166H165V164H163ZM168 165V164H167ZM262 165V164H261ZM112 166V165H111ZM257 166H258V164H257ZM130 167H132V166H130ZM243 169H242V168ZM135 168V167H134ZM171 168V170H169ZM259 168V167H258ZM257 168V169H258ZM263 167H261V169H262ZM152 169L153 170H150V169H148L149 171H155V167L153 168L152 167ZM245 169V170H244ZM264 169V168H263ZM262 169V170H263ZM169 170V171H168ZM252 170H254V168L252 169ZM259 171H261L260 169H258ZM257 170V171H258ZM159 171H155V172H159ZM255 171V170H254ZM253 171V172H254ZM256 171V174L258 175L259 173ZM145 172V171H144ZM165 172V175L166 176H164V173ZM262 172V171H261ZM260 172V173H261ZM137 173V172H136ZM152 173V172H151ZM156 173V174H157ZM245 173V175L247 176V174ZM252 173V172H251ZM263 173V172H262ZM261 173V174H262ZM150 175V174H149ZM158 175V174H157ZM245 175H244V177H245ZM249 175H250V173H249ZM131 176V175H130ZM155 176V175H154ZM153 176V177H154ZM251 176H252V174H251ZM254 176H256V175H254ZM253 176V178H255ZM129 177V176H128ZM132 177V176H131ZM137 176H135V178H136ZM243 177V176H242ZM260 177V176H259ZM264 177V176H263ZM134 178V177H133ZM134 178V181L136 180V181H138V179H135ZM137 178H139V180L141 179L140 178V176L139 177H137ZM169 178H170V180H169ZM244 179V178H243ZM250 178H248V180H249ZM256 179V178H255ZM264 179V178H263ZM142 180V179H141ZM140 180V181H141ZM241 180V179H240ZM135 181V182H136ZM144 180H142V182H143ZM244 181H246L247 182V179L245 178L244 179ZM243 180H241V182L243 183L244 182ZM250 181V180H249ZM255 182H254V184L255 185H257V183H258V181H256V180H254ZM264 181V180H263ZM41 182L43 183V181L41 180ZM257 182V183H256ZM260 182H262V181H260ZM42 183H40V184H42ZM138 183H141V182H137V184ZM172 183V184H171ZM245 183V182H244ZM250 183V182H249ZM151 184V183H150ZM241 184V183H240ZM250 184H253V182L252 183H250ZM259 184V183H258ZM262 184H263V182H262ZM30 185H32V186H30ZM38 185H39V183H38ZM140 185V184H139ZM138 185V186H139ZM261 185V184H260ZM233 186H234V188H233ZM241 186H243V187H245L246 188V186H244V185H241ZM262 186V185H261ZM34 189H33V188ZM39 187H41V185L40 186H38L37 187V189L39 188ZM140 187H142V185H140ZM242 187V188H243ZM248 187V186H247ZM251 187V186H250ZM254 187H256V186H253V188ZM233 188V189H232ZM244 188V189H245ZM251 189H252V187H251ZM257 189V188H256ZM256 189H255V192H256ZM139 190V191H140ZM233 190V191H232ZM246 190V189H245ZM248 190V189H247ZM253 190V189H252ZM7 191L10 193H8L7 194ZM35 191H40V190H35ZM231 191H232V193L233 192H235V195H237V198H238V200H234L233 198H232V196H230L229 194L231 193ZM254 191V190H253ZM23 193V192H22ZM21 193V194H22ZM30 193V192H29ZM33 193H34V191H33ZM139 193V192H138ZM175 193H177V194H180V195H185L186 197L188 196L189 197V199L190 200H187L188 202L189 201H193V200H191V198L193 199V198H195V202L196 201H202L201 203L203 204V200L205 199H203V198H200V197H203V196H205V197H209V199L211 198H213L212 200H214L215 201V199L216 198H219L220 200L223 198L225 201H220V200H218L217 199V206L215 207L214 206V208H210L209 207V209H208V206L209 205H211V207H212V205L214 204V203H216V201L214 202V201H212L211 199H210V201L211 202H214V203H210L209 204V200L206 198V200H208V201H205V203L208 205L207 206V208H206V210H205V212H203V211H201L200 209V206L198 207L199 209V212L200 213H202L203 214V217H202V214H200V213H195L196 211L198 212V210L196 209L197 208V206L199 205V204H196V206L194 205V203H192L193 205L191 206L189 203H188V205L187 206H191V208L189 207H186V204H185V207H184V205H182V202H180V201H182V200H180L179 202L177 201V204L179 203V204H181L180 206L178 205L177 206V204H175L173 201H172V198L173 197H171L173 194H175ZM258 193V192H257ZM177 194H175L176 196H177ZM234 194V193H233ZM233 194H231V195H233ZM250 194V193H249ZM31 195H32V192H31ZM139 195H141V192L139 193ZM147 196V198H146V196ZM234 195V196H235ZM3 196H0V197H3ZM26 196H29L30 197V194L29 195H26ZM32 196H34V194L32 195ZM32 196L30 197L31 199H29V200H32ZM174 196V195H173ZM184 196V197H185ZM230 196V197H229ZM233 196V197H234ZM13 197V196H12ZM28 197V198H29ZM178 197V196H177ZM177 197H174L175 199L177 198ZM188 197H187V199H188ZM191 197V198H190ZM228 197L229 198H232V199H230L231 201L229 202V199H228ZM262 197H263V195H262ZM28 198H26L27 199V202H30L29 200H28ZM173 198V199H174ZM182 198V197H181ZM197 198H200L199 200H197ZM235 198H236V196H235ZM241 198H243V199H241ZM144 199V200H145ZM178 199V198H177ZM180 199V198H179ZM184 200H185V198H183ZM227 199V200H226ZM253 199V198H252ZM15 200L16 201H20V204L21 205H19V204H16V202H15ZM233 200V201H232ZM176 201V200H175ZM187 201H184V202H187ZM3 202H5L6 204H4ZM183 202V203H184ZM218 202H219V204H218ZM24 203H26V201L24 202ZM53 203V202H52ZM140 203V202H139ZM198 203V202H197ZM200 203V204H201ZM2 204H0V205H2ZM45 205H46V203H44ZM93 204V203H92ZM92 204H90V205H92ZM140 204V205H141ZM206 204L204 205V206H206ZM9 205V204H8ZM42 205V204H41ZM53 205H54V203H53ZM82 205V204H81ZM105 205V204H104ZM140 205L138 204L136 207L138 208H140ZM20 206V207H19ZM42 206H44V205H42ZM64 206V205H63ZM107 206V205H106ZM202 206V205H201ZM203 206V207H204ZM3 207V206H2ZM2 207H0V208H2ZM105 207V206H104ZM193 207H195V209H196V211H195V209L193 208ZM7 208H9L8 206H7ZM25 208V209H24ZM50 208H52V209H50ZM81 208V207H80ZM91 208V209H90ZM103 208V209H102ZM109 208V207H108ZM108 208H106V209H108ZM127 208V207H126ZM30 209V208H29ZM43 209V208H42ZM61 209V210H60ZM95 209V211H92V210H94ZM141 209V208H140ZM194 210V211H191V210ZM10 210V212H8V211ZM52 210V211H53ZM128 210V209H127ZM129 210H131V209H129ZM134 210V211H135ZM43 211V210H42ZM61 211V212H60ZM87 211V210H86ZM90 211H92V212H90ZM101 211V212H100ZM109 211H110V209H109ZM108 210L107 211H105L107 214H109V213H111V212H109ZM122 211V214H124V212ZM2 212V213H1ZM8 212V213H7ZM27 212V213H26ZM30 212L32 213V216L31 215H29L30 214ZM38 212H40V213H43V216H39L40 214H38L37 215V213ZM90 212V213H89ZM109 212V213H108ZM113 212V211H112ZM126 212H125V214H126ZM6 213V214H5ZM105 213V214H106ZM135 213H137V215H135ZM29 215V217L31 216V218L35 215H37L36 217H38V219L41 217L42 219H40L39 220V222H37V220L38 219H35V217H33V220L35 221V223L37 222L38 223V225L39 226H36L35 227V225L37 224H35L34 223V221H32V220H30V218L28 217V215ZM45 214V215H44ZM106 214V215H107ZM111 215V214H110ZM113 215H114V213H113ZM113 215H112V217H113ZM196 215H198L197 216V218H198V220L197 219H195L194 217H196ZM117 216V215H116ZM138 216V217H137ZM194 216V217H193ZM200 216V217H199ZM260 216V215H259ZM117 217V218H118ZM130 217V218H131ZM114 218H115V216H114ZM203 218V219H202ZM113 219V218H112ZM203 221L204 219L206 220V223L205 222H203V223H205V228L206 227H208L207 228V230L204 228V231H207L205 234H204V231H203V225L201 224H197L198 226H202L201 228H202V231H203V234H202V231H200V234H202V236H204V237H206V235H208V239L206 238V240H210V241H212L213 243H214V245H211L212 243H209L210 244V246L207 244V242H205L206 240H204V237H202V236H200L199 235V232L197 231L198 230V226H195V222H197V221ZM23 220H25V221H23ZM124 221L123 223H122V225H120L119 224V221ZM133 220V221H134ZM196 220V221H195ZM204 220V221H205ZM24 222V224H25V227H26V231H28L27 229H29L30 231H28L29 233L31 232V230L34 228L35 230H36V232H34V233H37L38 235H36V234H31V235H27V233L25 234L26 236H22V235H24V234H22V233H24V231H25V229L24 230H22V229H20L19 230V228H16V227H20L19 225L20 224H18L19 222L21 223V222ZM46 221V219L45 220H43V223ZM62 221L63 220H61V223H62ZM200 221V223H202ZM16 222V224L18 225V226H16V227H14V223ZM18 222V223H17ZM22 222V223H23ZM55 222V223H54ZM120 222V223H121ZM254 223V221H251V223ZM9 223L11 224V226L13 227V228H15V229H13L10 225H9ZM13 223V224H12ZM21 223V224H22ZM248 224H251L250 222H247ZM247 223H245L246 225H247ZM256 223L255 224H252V225H256ZM264 223V222H263ZM23 224V225H24ZM85 225L86 227H87V225L89 226V224H90V229H92V230H90L89 229V232H88V237H86V241H84L83 242V239H80V238H78V239H80L79 240V244H80V242H81V240H82V244H80V247H77V238H75L74 239V234L77 232V233H79L78 231H79V229L77 230V227L79 228V227H81V226H79V225ZM123 224H125V225H123ZM10 226V228H9V226ZM138 225V226H137ZM241 225H239V226H241ZM22 226V225H21ZM47 226V227H46ZM65 226V227H64ZM123 226V227H122ZM260 226H262L261 228H263L264 227V224H261ZM24 227V226H23ZM23 227H21V228H23ZM24 227V228H25ZM246 227V226H245ZM247 227H248V225H247ZM246 227V228H247ZM250 227V226H249ZM252 227H254L255 228V226H252ZM9 228V229H8ZM49 228V229H48ZM50 228H51V230H50ZM196 228H197V230H196ZM238 229V231H237V229ZM245 228V229H246ZM257 228H259L258 226H257ZM17 229H18V231H17ZM88 229V228H87ZM244 229V230H245ZM249 229V228H248ZM15 230V231H14ZM21 230H22V232H21ZM49 230H50V232H49ZM76 230V231H75ZM138 230V231H139ZM200 230V229H199ZM255 230V229H254ZM253 230V232H251L249 235H251V236H249V242L252 244V241L254 240L253 239V237L252 236H254V238H255V231ZM259 230V229H258ZM257 230V231H258ZM261 230H264V229H261ZM260 230V231H261ZM34 231V230H33ZM32 231V232H33ZM88 230H85V232H84V234L83 235H85L86 234V232H87ZM143 231V232H142ZM239 233V234H243L241 237H239V234H238V236H237V232ZM241 231H243L242 233H241ZM257 231H256V233H257ZM21 232V233H20ZM49 232V233H48ZM249 232V231H248ZM248 232L246 233V235H248ZM262 232V231H261ZM17 233H20V234H22V235H18ZM43 234L42 236L40 235V234ZM45 233V234H44ZM142 233H144L142 236H143V238L140 236ZM208 233V234H207ZM263 233V232H262ZM261 233V234H262ZM138 234V235H137ZM254 234V235H253ZM258 234H260L259 232H258ZM33 235H36V236H33ZM45 235V236H44ZM79 235L80 236H78V234L76 235L75 234V237L76 236H78V237H82L81 236V234L79 233ZM144 235H146L147 237H148V240H146L147 239V237L145 236V238L146 239H144ZM263 235V239H264V233L262 234ZM261 235V236H262ZM86 236H87V234H86ZM93 236V235H92ZM92 236H90V238H94V236L92 237ZM140 236V237H139ZM85 237V236H84ZM112 237L113 238H115L116 240H118V243L116 244L114 241H112ZM247 237V236H246ZM258 239H256V242L258 243V241H260L259 240V236H256ZM203 239V240H202ZM90 240V239H89ZM94 240H92V241H94ZM115 240V241H116ZM119 240H120V243H119ZM251 240V241H250ZM258 240V241H257ZM85 242H86V244H85ZM112 242H114L115 244H112ZM208 245V247H207V245L205 244V243ZM245 242V241H244ZM264 242V241H263ZM122 243V244H121ZM249 243V244H250ZM257 243H253V244H255V247L254 248H252L253 247V245H252V249H245V248H243V249H241V247H238V246H241V244H239L235 249H232V250H236L237 248H240V250H242L243 251V253H244V251L246 250V254L247 255H244V256H242L243 258L241 259V257H240V260L238 259V257L237 256H240L241 254H238V253H236V252H240V251H236L235 253H232L234 256L236 255V254H238L237 256H235L236 257V259H238V261H240V262H238V261H236V263L237 264H253V262H255V264H264V255L263 256H261L262 255V251H263V254H264V248H263V246H264V243H262V241H260L258 244ZM3 244H5V246L6 247H8V246H10V250H9V253L8 254H6L5 252H4V247L5 246H3ZM78 244V245H79ZM122 245L121 247H119L118 245ZM257 244V245H256ZM88 245H89V247H88ZM116 246H118L119 248H116ZM206 246V247H205ZM227 246V247H226ZM250 246V245H249ZM78 248H80L79 250H78ZM102 248H104L103 246H102ZM102 248H101V251H100V253L103 251L102 250ZM220 248V249H219ZM250 248V247H249ZM95 249V250H94ZM106 249V248H105ZM75 250V252H73V258H69L70 256V254L71 253H69V252H71V251H74ZM106 250H108V249H106ZM106 250L105 251H103V253H101V254H105L106 253ZM226 250H229L228 248L226 249ZM238 250V249H237ZM247 250H248V252H247ZM91 251H92V254H91ZM109 251H107V253L109 254ZM223 251H225V250H223ZM105 252V253H104ZM125 252H128V253H130V255H129V257H130V259H134L135 261H133V263H132V261L129 259V258H125L124 257V255L127 257V255H126V253ZM220 252V253H219ZM229 252H233V251H229ZM229 252H227V254L229 253ZM69 253V255L67 256V254ZM97 253H99V252H97ZM125 253V254H124ZM241 253V252H240ZM80 254V253H79ZM222 254H223V252H222ZM230 254V255H229ZM228 255L229 256H233L231 253H229ZM96 255V256H95ZM243 255V254H242ZM92 256H94V257H92ZM131 256H132V258H131ZM222 255H220V257H221ZM225 256V257H224ZM223 257L226 259V253H225V255H223ZM231 257H229V259H231ZM235 257H232V260H233V258H235ZM261 257H263V258H261ZM222 259L223 261H225V262H227V260H229V259ZM228 258V257H227ZM132 259V260H133ZM235 259V260H236ZM57 260V261H58ZM222 260H221V262H220V264L222 263ZM19 261V262H18ZM57 261L55 262L56 264H57ZM188 261H185L186 263H188ZM74 262V261H73ZM72 262V263H73ZM139 262V263H138ZM225 262H223L224 264H228L229 262H230V260L228 261V263H225ZM75 263H73V264H75ZM222 263V264H223ZM232 262H230V264H231ZM234 261H233V264H236ZM59 264V263H58ZM184 264V263H183ZM188 264H190V263H188ZM219 264V263H218Z\"/></svg>", "mask_w": 264, "mask_h": 264}]
</instances>
